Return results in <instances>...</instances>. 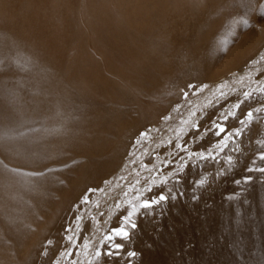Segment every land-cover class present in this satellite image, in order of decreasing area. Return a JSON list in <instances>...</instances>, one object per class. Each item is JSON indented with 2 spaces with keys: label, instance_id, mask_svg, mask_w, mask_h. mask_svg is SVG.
I'll use <instances>...</instances> for the list:
<instances>
[{
  "label": "rangeland",
  "instance_id": "1",
  "mask_svg": "<svg viewBox=\"0 0 264 264\" xmlns=\"http://www.w3.org/2000/svg\"><path fill=\"white\" fill-rule=\"evenodd\" d=\"M20 1L22 2L23 0H20ZM25 1L27 2V0H25ZM28 1L32 2L33 0H28ZM70 1L64 0L63 2H65V4L70 5V3H72V1L71 2ZM74 1L76 2L77 0H74ZM148 1L151 3H149L150 5H147L146 7H147L148 11H151V14H152L153 6L156 5L154 7V9H155L154 11H156V13L153 12L154 13L153 17L150 16L148 18V22H147V24H149V25L151 23H153L154 26L152 24L150 25V27H149V25L148 26L145 25L146 27L144 26L141 29L135 30L134 28H132L130 26V24L128 25L127 21H126L127 24L125 23V25H124V23L122 24V22H121L120 24H122L125 27L127 26L129 28L128 29L126 27L129 30V33L131 34L132 37H130V34L127 33L126 28L121 26V28H120L121 35L119 34V30H118V36L115 37V38H119V41H117V44L116 43L113 44V45H116L115 48H116L117 53L118 54L123 53V50L127 51L130 48L140 49L141 47H138V44L135 43V40H137V39L147 40L151 44L152 40L157 39V36L161 32L163 26L165 28V26H168L169 24H170V26L173 25L174 27H178L176 29H178L179 32L177 30L175 32V34H176L175 38H177V41H175V39L173 40L172 38L170 40V37L168 39H166V42H164L165 40L160 39L163 42V43L159 42L163 46V47L160 46L163 48L162 52H161V53H163V55L161 53H160V55L158 53L157 54L154 53V54H152L153 57H152V55H150V56L146 57L147 58L146 59V58L141 57L142 55L140 54V52L136 51L137 52V58L136 59H137L138 63L136 62V59L133 62L131 61V62H126V63L123 62L122 63V67L120 66L121 68H119V69H122V68L125 69L124 75L122 76V79H124L126 77L127 72H128L127 74H133L132 72H136V73H134V75H136V76L131 75L130 76L131 78L129 77L128 79H126L132 83L135 82V84H128V85L122 84V86L118 87V86L113 85V83L111 81L110 82L107 81V82H105V84H104V82L103 83L100 82V85L93 84V86L91 88L88 87V88H86V90H80V91L73 92L72 94L76 95V96H74L75 98L71 95V93L70 94L68 93L63 98H57V97L55 98L54 96H51V95H53V93L49 94V89H46L44 91L47 95V98L45 99V101L47 103H49L47 108L48 109H57V111H59L60 114L65 113V110L71 111L70 114L66 113L67 116L65 115V116L61 117V119L65 118V120H62V122L63 121L67 122V123L71 122L70 123L71 126H72V124L75 126V127H72L71 128L72 130L69 131V130H66V128H64V127L68 126L67 129H70L69 123L67 124V126H65L63 123L58 124L56 126L57 129H55V130L51 129V131L48 133L54 134L56 132H59V134H60L63 131L64 132L67 131V132H70L69 134H73L72 135L73 138L75 136H79V134L81 137L80 131H82V130H80L81 129L80 127H82V129H84V128L86 129V127L87 128H88V126L92 127L95 123H97L95 116L99 115V113H100L99 111H101V113H104V115H106L105 117L108 118V120H109V121L108 120L105 121L103 124H100V126H105V125L107 126L111 123V125H113V127L111 129V127H109L110 125L107 126V129L108 128L109 129L108 130L106 129L107 130L106 132H108V131L109 132L108 133L105 132V134L103 133L104 135H102V138L105 136L106 139H101V143L98 144L97 146H95L93 144L94 146H92V148L90 146H88V147H86V149L83 148V149H78L76 151L73 150L75 152V154H78L77 152H79L81 150L84 151L85 153H86V150L89 151L86 154L81 153L82 152L81 151L80 154L81 155L83 154L82 156L79 154H78V156H76L75 154L72 153L73 151L70 152V150L68 151V152H70L69 153L70 155H68L65 149L64 150L62 149V151H65L66 153H62V151L60 149V152L62 154L57 153L60 156L58 155L59 162L58 161L55 162L56 168H55V165L53 163L52 164L54 167L53 166H50V167L46 166L47 169H45V167H42L46 171H48L47 172L48 175L46 174V171L44 169H43L44 173H42V174H40L42 172V169H41L40 173H39V171L37 172L38 174L35 171H31V173L34 175L32 176V179L30 180V182H31V183H29L30 185L34 184V182L36 180L38 182L37 185L41 186L42 187L41 189H43L45 191L49 187H51L50 185H52L53 187L55 186L54 187L55 192H53L54 190H52L50 193L44 192L42 190L41 192H43L44 194L40 192L42 194V196L44 195L43 198H41V199L43 200L44 206L46 209L45 208H44L45 210L42 209V211H45V212H42L45 215H43L42 213H40L39 215H41V216L43 215L44 217H46L45 219H47L48 221L45 222V220L43 219L44 217L39 216L40 220L38 219L37 220L38 222L35 223L34 221L31 220V222H33L34 225L37 224V227L29 222L31 225H33V228H31V227L30 228L33 229L32 235H34V237L33 236L28 237L27 236L28 238L26 237V240H27V244L29 241L34 240V241H32V243L29 242V244H31L33 246V248H32V246L29 245L28 249L26 250V253L24 252L25 255L23 254L24 257H23V255H21V257H20L19 254L15 255L18 257V260H16L17 258L14 259L15 262L19 261V263L21 262L22 264H48V263L49 264H59V263L60 264H70V263L71 264H87V263L88 264H112V263L113 264H119V262H120V264H264V171H259V169L264 168V166H263L264 161H262L259 158L261 153H264V104H262V103H264V98H261V97H264V92L262 93V88L264 89V66H263L264 65V63H263L264 62V0H257V1H259V3L256 0H230V2H229V0H223L222 4H221L220 0H219L220 3L218 2V0L217 1L214 0L213 1L214 4H217V5L212 4V0H210V1L207 0L208 2H206L205 0L204 1L201 0L203 2H206L204 5L202 4L203 5L202 7H201V5H199L200 2H197L198 0L197 1L195 0L198 4V5H195V8H196V6H199L198 7L199 9H194V10H199L198 11L199 14H197V15H196V12L193 11V9H192L194 4L192 3L193 4V6H192L190 4L191 2H189L191 0H187L188 4L185 3L186 0L183 1V4L185 3L184 8L182 7L183 6L182 2H180L182 0H180V1L179 0H170V1L166 0L170 3L172 2L173 4L175 1L180 2V3L175 2V4H178V5L182 4L180 6L181 8H179L180 10L179 11L175 10V12L173 10L177 9V7H179L178 5H177V7H174V6H172V3H171L170 8H168L170 4H168L167 2L164 3L165 0H163V1L161 0L162 2H160V0H159V2L162 4V6L159 5L160 4L159 2H158V5H157V3L154 5L152 3L153 0H147V2ZM251 1L253 3H255V1H256V3L253 4ZM14 2L18 3V0L17 1L12 0V3H14ZM36 2H38V1H36ZM68 2H70V3H68ZM249 2H250V4H249ZM163 3H164V6H163ZM251 3L253 4V7L251 6L252 5ZM256 4H257V7H255ZM26 5L27 4H25V6ZM33 5L37 6L36 4H33ZM189 6L190 7L192 6L191 9L188 8ZM210 6H218V7L215 10V7L209 8ZM33 7H32V9H33ZM149 7H150V9H149ZM219 7H220V11L218 10ZM254 7L258 8V9H256L257 13L251 14V13H255ZM182 8L184 9L183 11H185L186 15H184V13L182 12ZM221 8L225 9V12ZM251 8H254V9H252L253 11H251V13H250ZM210 9H213L214 12H213V10H210ZM208 10H210V11H208ZM56 11L57 10H55L54 13H56ZM171 11H172V13H171ZM191 11H193V13L194 12L195 13L193 14ZM203 12H205V13H203ZM210 12H211V14H210ZM215 12L216 13L221 12L222 14L218 13L219 15H217V16L215 15L216 16L215 18L211 17L213 20H215V19H217V20H215L214 22H211L209 24L208 27L210 28V31H209V29H207L209 31L207 33L206 32L207 31L206 30V26H207L206 23L207 24L209 23V20H211V19H209V17L213 14H216ZM0 13L3 14L1 16H4V17H1L2 19H0V22H3L4 18L9 17L7 15H4V14H6V12L3 13L1 11V9H0ZM44 13L45 12H43L42 14L44 15ZM51 13L52 12H50L49 14H51ZM114 13L115 12H113L112 15H114ZM30 14L34 17L36 16L34 22L30 21L33 19L30 16ZM30 14L29 15L24 14V16H21V17H23L22 19L20 18V16L15 17V20H13L14 18L10 19V17L7 19H10V23H11L10 25L11 26L14 24L12 28L15 27V29H17L18 23H21L17 29L18 31L24 25L27 28V33L28 34L30 33L29 35L34 36V33H36V34L38 33L37 37H41V35L43 36L44 34L46 35V33H48V32H54L55 31L54 28H52V27L59 26L60 23H62L61 21H59L61 15H62V18H61L62 20H64L66 18L64 13L63 14H61L60 12L56 13L58 17L55 18L54 17L55 14L54 15L52 14V16H53L52 17L47 12L48 15L45 13L47 15V16L44 15V16H46L45 18H43V15L41 14L42 17L40 19H37L39 21L43 20V22L42 21L37 22L36 18L40 17L41 15L39 14L37 17V14H34V13H30ZM59 14H61V15L59 16ZM117 15H118V17H120L119 14H116V16ZM160 15L163 18L160 17ZM164 15H165V17H164ZM176 15L177 16L179 15L178 18ZM206 15L208 17H206ZM48 16H50V18H53V20L55 19L54 23H56L57 21L58 22L55 25L53 24L52 27H49L47 29L45 24H44V20ZM203 16L205 19L204 21L202 20ZM218 16H219V18H218ZM221 16L222 17L224 16V18H221ZM179 17L181 18L180 19L181 21L179 20ZM16 18H20L21 20L16 19ZM161 19H162V21H161ZM167 19L169 20L168 22H167ZM170 19H171V21H170ZM177 19H178V21H177ZM221 19H223V20H221ZM11 20H13V21H11ZM22 20H23V22H20ZM26 20H29V23ZM68 20H69V18H68ZM200 20H202V21H200ZM206 20H207V22H205ZM219 20L224 21V22H221V24H220ZM14 21H15V23H14ZM152 21H154V22H152ZM8 22H9V20L7 22H3L2 24L5 25ZM66 22H67V20L65 19V21H63V24L65 25ZM69 22H67V24L71 23V22L70 23ZM174 22H175V24H174ZM245 22H247V23H245ZM15 24H17V26H15ZM178 24H180V25H178ZM212 24L215 27H213ZM43 25L45 28H43ZM62 25L60 27H62V29H64L63 27H66V25L65 26H62ZM210 25H211V27H210ZM29 26H30V28H29ZM197 26L199 28L202 27L201 28L202 30H200L199 28L196 29ZM36 27H37V29H35ZM42 28H43V32H42ZM203 28H205V29H203ZM49 29L51 31H48ZM66 29L67 28H65V32H64L65 34L63 33V31H62L63 34H61L63 36V39L59 38V36L57 37L58 39H56V47H58L59 44L62 45V43L65 44L67 42V38L64 37V36H66ZM192 29H194V31ZM37 30H39V31H37ZM204 30H206V31H204ZM190 32L191 33L193 32L192 35H190L191 34ZM42 33H44V34H42ZM173 33L174 32H172V34ZM182 33H183V35H182ZM186 33H188V34H186ZM180 34L183 37L179 36ZM193 34H195V36ZM201 34H203L202 35L203 37H201ZM218 34H219V37L216 36ZM244 34H246V35H244ZM139 35H140V37H139ZM148 35L151 38H148L149 37ZM207 35H208V37H207ZM220 35H221V37H220ZM153 36H155V37H153ZM184 36H185V38H184ZM205 36L207 37L208 41H206V38H204ZM67 37H69V35H67ZM122 37H124V38H122ZM136 37H139V38L136 39ZM142 37H144V38H142ZM120 38H122V39L120 40ZM178 38H180L181 40ZM65 39H66V42H63V41H65ZM199 39H201V40H199ZM121 41H122V43H121ZM181 41H183V42H181ZM78 42H80V41H78ZM130 43L132 44V46ZM164 43H166V44H164ZM185 43H187V44L184 46L183 44H185ZM9 44L10 43H7V45H9ZM188 44L190 46L191 45L192 46L190 48H188L189 47ZM218 44L220 45V49L217 51L218 47L215 48V46H218ZM187 45H188V47H187ZM204 45H206L207 49L204 47ZM59 47H61V46H59ZM62 47L59 49H62ZM58 48H55V49H58ZM180 48H181V50H180ZM59 49H58V51H59ZM165 49L167 50V52ZM214 49L216 52H213ZM169 50H172V51L169 52ZM183 50L185 53H182ZM207 50H209L210 52ZM180 51H182V52H180ZM239 51H241V52L239 53ZM54 52H56V50H54ZM169 55H171L172 57ZM179 55L181 56V60H179L180 59ZM252 55H254L255 57H253ZM165 56H167V57H165ZM174 56H175V59L177 61H180V62L182 61V62L177 63L175 61V59L173 58ZM197 56H199V57H197ZM257 56L259 57V61H258ZM176 57L179 59H177ZM191 57H192V59H191ZM164 59H165V61H164ZM184 59H185V62H184ZM248 59L250 61H248ZM139 60H140V62H139ZM152 60L154 63L152 62ZM189 60H191V61H189ZM170 61H175V63L170 62ZM247 61H248V63H247ZM151 62L153 63V65ZM165 62L167 65L163 66L162 64ZM167 62L168 63L170 62L171 64L172 63L173 64L170 65V63L168 64ZM186 62H188V63L185 64ZM130 63L134 64L133 67L135 66L134 67L135 71L130 70L131 69V67H129L131 65ZM157 63H158V65H157ZM182 63H184L185 66ZM253 63H255V64H253ZM256 63H260V64H258L259 67L257 66ZM126 64L128 67H125ZM149 64H151V67L149 66ZM174 64L176 65V67H174ZM177 64H179L180 66ZM244 64H246L247 66ZM143 65H145V66L143 67ZM182 65L184 66V69H183ZM254 65L257 67H255ZM177 66H179V67L177 68ZM181 66H182V68H181ZM4 67L6 69H8L9 74L7 73V75H8V78H10L11 80L8 78H6L7 80H5V79L1 80L0 79V83H2L0 85V91H1L0 92V94H1L0 100L2 102H4L5 100L10 101V100H8V98H9V96L11 97L12 90L7 92L9 89L7 87L11 88L12 85H14L15 87H13V88L18 89L20 87L19 86L20 81L23 78L22 74L15 75V72L20 68L19 65H15V64L6 65V63H2V64L0 63V69L4 70L3 69ZM170 67H174L176 69L170 68ZM41 68L43 69V67H41ZM151 68H154V69H151ZM161 68H163V69H161ZM234 68H235V70H234ZM248 68L251 69L250 72H249ZM143 69L146 70L147 72H150V73H147L146 75L142 74V76L140 75L141 73L138 74L139 70H143ZM253 69H255L254 70L255 72H253ZM163 70H164L166 76L163 75L164 74ZM232 70L236 71V73H234ZM241 70H243V71H241ZM246 70H247V72H246ZM231 71L233 73H231ZM239 72L241 74H237ZM257 72H258V74H257ZM249 73L251 74V76ZM221 74L222 75L224 74V75L222 76ZM15 76H16V78H15ZM112 76H113V74H112ZM145 76L148 78H145ZM260 76H262V78ZM161 77L162 78L164 77V79H162ZM250 77H252V78H250ZM113 78L114 77H111L112 80H113ZM216 78H218V80ZM219 78H221V79H219ZM228 78L230 80H227ZM158 79H160V80H158ZM8 80H10L11 82ZM14 80H16V81H14ZM149 80H151V82L154 80L153 81L154 83H151V84H153L152 86L154 87V89L152 86H151L152 88L150 89V87L148 85V84H150ZM168 80H169V82H167ZM204 80H205V82H204ZM219 80H220V82H224L225 80H227L230 85L228 84L226 87H223V88H220L217 90V89H215V86H216V83H219ZM136 81H138V83ZM162 81H163V83H162ZM261 81H262V83H260ZM8 82L10 83V85ZM143 82H145L147 84V86L149 87L148 89H147V86H145V83H143ZM210 82H212V83H210ZM231 82H233V83L231 84ZM155 83H157V85ZM158 83L160 84L159 86H158ZM164 84H165V86H164ZM16 85H18L19 87ZM129 85H130V87H129ZM249 85H250V87H248ZM124 86H125V88H124ZM132 86H133V88H132ZM3 87L5 90L6 89L7 90L4 91ZM105 87H107V88H105ZM145 87L147 90H149V91H147L148 94L145 93L146 92ZM244 87H247L248 90H247V88H244ZM131 88L134 89L133 92H132ZM159 88H161V91L158 90ZM193 88H195V89L193 90ZM106 89H110L111 91L113 90L112 94L108 93L109 98L106 97L108 95ZM135 89H136V91H135ZM152 89L154 91H152ZM162 89H163V91H162ZM245 89H246V91H245ZM2 90L7 94H5ZM30 90L34 91L35 88L34 89L31 88ZM138 90H139L142 97L145 95L148 97V95H149L148 100L150 102L147 100L146 97L145 98H146V101H148V103H150V104L154 103L153 105L149 104V106H151V107H149L147 105V102L143 103L144 98L142 99ZM195 90H196V92H195ZM219 90H222V92L221 91L219 92ZM17 91L18 90L15 89V90H13V93L14 92L17 93ZM131 92L133 93V95ZM134 92H137L136 93V94H138L137 98H136V96H134V95H136ZM151 92H153V93H151ZM155 92H157V93H155ZM245 92L251 93V99L250 100H245V97H243ZM3 93L5 96H3ZM59 93H60V91L54 93V95H58ZM206 93H207V95H206ZM150 94L153 96H156V98H154ZM159 95H160V97H158ZM6 96H8V98ZM20 96L22 97L21 93L18 92L17 97H20ZM71 96L74 98V100H72L73 98H70ZM115 96H116V100H115ZM161 96H162V98H161ZM201 96L205 97L204 100L198 101V98ZM140 97L143 100L142 103H141ZM241 98H242V100H241ZM26 99L28 101H30V97L26 98ZM150 99L151 100H154V99L157 100L158 99V101L154 100L152 102ZM70 100H72V102ZM120 100H121V102H120ZM230 100H231V103H230ZM68 101L71 103V106H70V103ZM122 101L124 102V104ZM239 101H244V103L241 104V109L243 110V112H245V113L247 111L253 112L252 121L251 122L246 121L244 125H241L239 123V119L244 118L242 116L241 111H238L237 109H235L233 107V105ZM15 102L20 103V100L14 101V103ZM91 102L92 103L94 102V103L92 104ZM125 102H127V103H125ZM222 102L224 103L223 105H222ZM10 103H11V101H10ZM19 103H17V104H19ZM76 103L81 104V105L77 106ZM82 103L85 106L82 107ZM211 103H212V105H210ZM91 105H92V110H90ZM88 106H89V110H88ZM100 106H103V107L100 108ZM104 106L105 107L107 106V107L104 109ZM226 107H227V109H226ZM125 108H126V110H125ZM141 108L146 109L147 111H149L151 116H154L156 118L151 117V116H145V114L143 113V111H145V110L144 109L141 110ZM84 109L86 111H84ZM116 109H117V111H116ZM130 109L132 111H130ZM45 110H47V109H45ZM76 110H77V112H76ZM96 110H99L98 113L95 112ZM127 110L130 111V113H131L130 115H128L129 113ZM133 110H135V111L133 112ZM230 110L236 114L237 119H232L231 117H227L225 115ZM147 111H145V112H147ZM79 112H83V114L85 116H83V114L79 113ZM126 112H127V114H126ZM132 112L134 114H136V112H137L139 114V116L137 115V117H133L136 115H134ZM152 112H154V113H152ZM119 113H121L122 115L124 114L123 116L125 118L122 117L123 118L122 119L121 118L122 115ZM88 114L90 115L89 117H88ZM198 114H201L202 117H201V115L196 116ZM217 114H218V116H216ZM80 115H82V117ZM110 115L114 119L111 118ZM118 115L120 118L117 117ZM146 115H148V113H146ZM214 115H215V117H213ZM71 116H73V118ZM75 116H76V118H79V116H80V118H83L81 120H83L84 123L89 121V124L88 123H86V124L82 123L81 124L82 126H80V124H77V122H79L80 118L76 119ZM38 117L39 118H37V120L38 119L43 120V121L46 120V118L44 117V114L38 115ZM90 117L93 119L91 120ZM128 117H130V118L128 119ZM149 117L152 119H150ZM208 117H210V118H208ZM32 118L35 119L36 116H32ZM133 118H135V120ZM191 118H193V120ZM222 118L227 119V120L229 119L228 120V126L234 130L238 129L240 131V135L239 136L233 135L232 138L230 136L228 138L229 141L228 140H226V141L218 140L214 134L212 135V133L209 130L212 121L219 122V121H221ZM25 119L28 121L29 117L28 118L25 117ZM31 119H30V121H28L26 123L24 118H23V123L28 124L30 122L29 125H26V128L21 127L20 124H15L16 127H18L19 125L20 126H19V130H17V131L13 130L14 132L11 130V127L6 128L7 125H6V127L4 125H1V127H0V130H2V132H3L2 133L0 131L1 132L0 142L2 143V144L0 143V151H1L0 155H1V153H3L1 156L4 157L5 162H6V164H5V162L2 161L3 159H0V161L2 162V165L0 163V166H1L0 167L1 168L0 169V176H1L0 182H4L7 179H13V178L15 179L18 176H20V177H22V178H20V183H23L25 181V179L29 177V174L23 175L24 170L26 168L21 169L19 166L16 167L15 165H13L11 163V161L9 159L11 158V160L13 161L16 156H20L19 153H21V150L24 153L26 146H27L26 144H28V142L37 141V139L35 137H38V136L36 134L39 135L38 138H40V136L42 137L43 135H45V132H43L44 130H42L44 128L43 121L40 122V125H43V126L39 127L40 126L38 124L39 121H37L36 119L35 120L37 122L34 119H32V121H31ZM71 119H73L74 121L73 120L70 121ZM75 119L77 120V122H75L76 121ZM111 120H112V122H111ZM124 120H127L126 124L123 122ZM130 120H133V122H131ZM1 121H3V120H0V122ZM93 121H95V123ZM113 121H115V122H113ZM163 121H165V123L162 124ZM31 122H33V123H31ZM91 122H93V123H91ZM35 123H37L38 125ZM34 124H35V126H34ZM181 124H183V125H181ZM85 125H87V126L84 127ZM115 125L116 126L118 125L120 128L118 126L114 128ZM23 126H25V124H23ZM121 126H123L126 129L129 128L128 130L124 129V130H126V132L128 134H126V132H124V130H121L122 132H120V129L123 128ZM2 127H4L5 130H3ZM16 127H15V129H18ZM20 127H21V129H20ZM34 127H36L37 130ZM151 127H152V129H151ZM253 127H255V128H253ZM30 128H32L33 131L35 130L36 136L33 135L34 132L32 133V135L34 136V139L29 140L28 142L24 141L25 144H23V143L19 144L18 143L19 145L17 144V141L15 142V140H14V145L17 144L18 147H20V148L24 147L25 148V149L22 148L19 152L18 149H20V148H18V149H16V147L14 148V145L12 143L14 138L11 137V135L13 136V134L18 133V134H22L23 136L28 135L27 137L29 138V134L31 135V133H28V134H25V133L30 132V130H31ZM74 128H76V131H74L75 130ZM7 129L8 130L10 129L12 131V133L9 134L8 133L9 131ZM77 129H78V131H77ZM96 129L98 130V127H96ZM100 129L101 128H99V132L105 130V128L102 130H100ZM117 130H119L118 133L120 135L116 133ZM73 131H74V133L76 132V134H78V135H76V134L74 135V133H72ZM77 132H79V133H77ZM141 132H142V134H140ZM39 133H42V134L44 133V134L42 135ZM114 133H115V135H113ZM4 134H5V136H4ZM122 134H124V136H122ZM144 134H145V136H144ZM146 134H147V136H146ZM96 135L95 134L93 135V133H90L88 135V137L89 138H92V137L95 138ZM98 135H101V134H98ZM107 135H109V136L107 137ZM33 136H31V138ZM117 136L118 137L121 136V137L118 139ZM8 137H10L9 140H10V143L12 144L11 147H10L11 144L9 143V140L6 139ZM17 137H20V135ZM142 137H144V138H142ZM31 138H29V139H31ZM76 138L73 139L74 141L72 140L71 142H75ZM113 138H115V140H117V141L115 142V140H113ZM210 138H214V139H210ZM79 139H78V141H79ZM107 139H109L108 142H107ZM110 139H112L111 141H113V143L110 141ZM249 140H251L250 143H249ZM103 141H106L107 143L103 142ZM204 141H207V142H204ZM76 142H77V140H76ZM60 143H59V145H61ZM21 144H23L25 146H22ZM108 144H110V145H108ZM104 145H107L109 148L107 146H104ZM131 145H132V147H131ZM240 145H241V147H240ZM103 146L105 148L107 147L106 148L107 150H105V148L103 149ZM1 147H3L4 151L2 150ZM101 147L103 150L101 149ZM96 148H97V150H96ZM90 149H91V151H90ZM154 150H156V151H154ZM41 151H42L41 153L39 151V153H40L39 156L42 155V153H46L47 150H41ZM92 151H93V153H94V151L96 152L93 154L94 157H96V158L92 157L94 159L90 158ZM242 151H243V154H242ZM153 152L154 153L156 152V154H154ZM89 153H90V156H89ZM64 155L66 156L65 161L60 159V157L61 156L63 157ZM129 155L131 158L130 157L128 158ZM7 156H8V158H7ZM39 156H37V157H39ZM68 156H70V157L68 158ZM208 157H214V159L208 158ZM251 157H252V159H251ZM6 158L8 159V161ZM66 159H68V160H66ZM87 159L88 160L91 159V160H89V162H88ZM145 159H147L148 161ZM72 160L75 162L74 165L72 164V163H74ZM79 160L80 161L82 160L83 163L80 162ZM85 160H87V161H85ZM149 161H151V162H149ZM167 161H168V163H166ZM256 161H257V163H255ZM145 162L148 164H146ZM251 162H252V164H251ZM253 162H254V164H253ZM58 163L61 165L63 163L64 164H63V166L58 167V166H60ZM81 163L86 164L85 167L86 168L88 167L87 170L84 167V165H82ZM143 163H145V164H143ZM70 164H72V165H70ZM79 164H81V165H79ZM157 164H158V166H157ZM65 165H69L70 167L72 166V168H73V169L69 168V166H68V171L66 170L67 173L70 172V174H68V175H67V173H65V170H63L65 168H67V166L65 168H63ZM135 165H136V167H135ZM159 165H160L161 169H163V173H162V170L159 168ZM231 165H233V166H231ZM51 167H53V168H51ZM54 168L56 169V171H54L55 173L52 172L53 170H55ZM58 168L60 169V171H58L59 170ZM128 168L130 171L128 170ZM156 169H157V171H156ZM61 170H63V172ZM79 170H80V172L82 170L81 174L79 173ZM49 171H50V173L52 172L51 173L52 175L50 174V176H49ZM84 171H86V172H84ZM187 171H189V172H187ZM252 171H253V173H252ZM60 172H62V173L60 174ZM148 172H150V174ZM193 172H194V174H193ZM230 172H231V174H230ZM258 172H259V174H258ZM57 173L59 174V177L61 176V178L57 177L58 176ZM63 173H65V174H63ZM74 173L76 174V177L71 176V175H75ZM110 173H113V174L110 175ZM119 173H121V175ZM131 173H132V175H130ZM142 173L145 177L142 175ZM38 175H39V179L37 178ZM40 175H42V176H40ZM44 175H46V176L44 177ZM55 176H56V178H55ZM68 176H70V179ZM164 176H166V179ZM9 177H11V178H9ZM34 177H35V179L33 180ZM47 177H49V180ZM63 177L64 178L67 177V178H65L66 180ZM71 177L73 178V180L71 179ZM102 177H103V179H101ZM45 178L47 179L46 181H45ZM58 178L61 179V181ZM112 178H114V180ZM53 179H55V180H53ZM93 179H94V181H93ZM123 179H126V180H123ZM42 180H44V183L47 182L46 184H48V185L46 186V184H43ZM97 180H99L101 182V185L99 184V181H97ZM135 180H137V181H135ZM65 181L67 182V184ZM68 181H70V182L72 181L73 183L75 181L76 185L75 184L73 185V183L69 184ZM96 181H97V183H96ZM6 182H10V180H8ZM39 182H41V183H39ZM50 182H51V184H50ZM56 182L58 184H60L61 188H59V186ZM62 182H64L65 185H63L64 183L62 184ZM93 182H95L96 184L94 185ZM54 183H55V185H53ZM229 183H231V184H229ZM145 184H146V186H145ZM61 185H63V187ZM68 185H70V186L68 187ZM93 185H94V187H97L98 190L101 188H104L105 191H104V193H101L98 197L97 196H95V197L91 196L90 198H87L86 199L87 203H84V204H87L88 206L90 205V208H92V209H90L87 206L86 211H85L84 206H83L84 205L83 200L81 199V196H82L81 193L83 192V190L87 186L93 187ZM65 186H66V188H64ZM105 186H107V187H105ZM118 186H119V188H118ZM65 189H68V196H66L67 193L65 192ZM69 190H72V191H69ZM61 191H64V192L62 193ZM58 192H60V193L58 194ZM69 192L71 195L69 194ZM78 193H80V195ZM45 194H47V195H45ZM63 194H65V195L63 196ZM75 195L77 197L80 196L78 201L76 200L77 197H76V199H74ZM24 196L22 195V199L20 200V202H22V200L25 198ZM42 196L40 195L38 197L40 198ZM143 196L146 199L151 201V204L149 205V207H146V208L143 207L142 208V206L139 205L140 202L145 199ZM68 197H70V199L72 197L73 199L69 200ZM57 198L60 201H58ZM66 199H68V200H66ZM129 201L134 202L133 203L134 205H138L137 206L138 209L132 215L131 223L129 225H124L123 221L127 218L128 214L131 212L130 211V207H131L130 203H132V202H129ZM99 202H100V204H99ZM50 203H52L51 206H50ZM72 203H74V204L72 205ZM98 206H100L101 210ZM61 207H63V208H61ZM106 207H107V209H106ZM49 208H50V210H48ZM79 208H81V209L79 210ZM70 209H72V210H70ZM122 209H124V210H122ZM102 210H104V211H102ZM107 210H108V212H107ZM67 212H68V214H67ZM123 212L125 214H123ZM146 212H148L149 215H147ZM82 213H83V215H82ZM107 213H109V214H107ZM151 214H153V215H151ZM72 215H74L73 218H72ZM75 215H76V217H75ZM138 215L140 217H138ZM69 216H71V218ZM119 217H120V221H119ZM17 218H18V216L17 217L14 216V217H11L9 220L11 221V219H12L13 222L16 223V222H18V221H15V220H18ZM53 218H55V219H53ZM66 218H68V219H66ZM83 218H84V220H83ZM71 219L74 221H71ZM76 219L78 221H76ZM94 219H96V220L94 221ZM110 219H112V220H110ZM141 219H142V221H141ZM68 220H70L71 223ZM10 221L6 220V222H9L10 225H14V223L12 221H11L12 223H10ZM19 221H20V219H19ZM60 221L62 222V226H61ZM88 221H90L89 223L99 222V224L100 223L102 224V225L100 224V226H98V227H100L99 230L102 233L101 234L102 235V241H101V243L99 242L100 244L98 242H95L98 245H96L94 243L95 245L93 244L89 248L90 251L88 250V254L86 256H83L82 260H81L80 259L81 256L78 255V251L80 250V247H81L80 245H82V242L80 240H82V238L84 237L83 236L84 234L81 232H83L82 230H84V226L87 225L86 222H88ZM39 222L41 224H39ZM47 222L50 223L49 226H48ZM138 222L140 224L141 223L142 224L139 225ZM145 223H146L147 227L145 226ZM79 224H80V226H79ZM117 224H118V226H117ZM39 225H42V228H39L40 227ZM58 225L61 227H59ZM64 225H66L65 228H64ZM120 225L121 226H123V225L127 226L130 228V230L132 229V231H129L127 239L121 240L123 242V244L120 243V246L122 249H124V250H122L123 254L121 253L122 256H120L121 251L118 253L114 252V254L112 255V256L116 255V256L120 257L116 260H114L115 258H117L116 256L112 258V256L106 255L110 259V262H109L108 261L109 259L107 257L105 258V255L103 254L109 250V249L103 248L104 237L106 235L110 234L115 229V227H121ZM89 226L90 225H87V227H89ZM101 226H102V230H101ZM56 227L58 228V230L60 228V230L59 231L55 230ZM70 227L74 231L71 233H69L68 231L65 232L64 229H69ZM76 227H78V228L76 229ZM87 227H85V230L87 232L85 230H84V232L86 234L88 232L91 233L92 230L88 231L90 229ZM146 228H148V229H146ZM38 229H40V230H38ZM47 229H49V231ZM75 229H76V231H75ZM79 229L80 230L82 229V230L80 231ZM145 230L148 232H146ZM2 231H3V233L0 235V242H2V239L4 238V235L6 234V230L3 229ZM40 231H42L45 235H43L42 232L39 233ZM55 232H56V234H55ZM37 233H38V235H36ZM47 233H48V236H47ZM50 233H51V235H50ZM72 233L75 235H73ZM76 233H77V235H76ZM90 233H88V235H86V236L89 237ZM92 233H91V235H93ZM13 234L11 236L10 235L8 236V234H7V238H10V241H13L12 243L14 244V242L16 240H18L19 237L17 236V233H15L14 235ZM68 234L73 235L74 239L77 236V238L79 240V241H77L76 240L77 238H76L74 240L75 243L73 242L75 250H73V248H74L73 245L69 244V241L67 239V237L69 236ZM78 234L80 236V239H79ZM146 234H148L147 235L148 237L146 236ZM35 235H36V238H35ZM49 235L51 237L53 236V238H50ZM63 235H64V237H63ZM129 235L131 237H129ZM39 236H41V237L38 241L37 237H39ZM61 236L65 239L64 240L62 238V242H61V238H60ZM138 237H140V238H138ZM45 238H46V240H45ZM141 238H142V240H141ZM52 239L58 240V242L55 240V243H57V244L59 243V241L61 242V244L62 243L63 244L61 245L59 243L58 244L59 246L57 245L58 246L57 247ZM48 241L49 242L51 241V243L49 244ZM52 241H53V243H52ZM13 244H11V247L12 246L13 247L12 248L10 247L11 249L9 252V256L11 258H12L11 255L13 254V252L11 250L14 248V245H15V244L14 245ZM33 244H35V245H33ZM125 244L127 246L126 247L127 249L124 248ZM128 244H129V247H128ZM64 245H65L66 249L63 248ZM101 245H102V247H101ZM39 246L41 248H39ZM48 246H49V248H51V247L52 248L49 250ZM60 246H62L63 249L60 248ZM43 247H45V248H43ZM67 247L68 248L70 247V248L68 249ZM37 248L40 249V251ZM94 248H95V250H94ZM34 249H37L38 251L34 250ZM96 249L103 251L100 257L95 256V252L97 251ZM132 249H134L133 252H132ZM31 250L33 251L32 253L29 252ZM41 250H43V251L41 252ZM48 250L50 252H48ZM11 252H12V254H10ZM63 252L64 253L65 252H68V253H74L75 252L74 253L75 255H67L66 256V255H64ZM130 252H132L134 254V256L130 257L129 256ZM27 253H28V255H27ZM26 255H27V257H25ZM35 255H36V257H35ZM9 256H8V258H9ZM63 256H64V258H63ZM69 256H70V259H68ZM72 256H73V258H72ZM127 256H129V257H127ZM25 258H28V259L32 258V259L26 260ZM21 259L25 260V262H23ZM49 259H50V261L51 260L52 261L49 262ZM112 259H113V261H112ZM65 260H67V261H65ZM33 261H35V262H33ZM15 262H14V264H15ZM16 264H18V262Z\"/></svg>",
  "mask_w": 264,
  "mask_h": 264
},
{
  "label": "bare ground",
  "instance_id": "2",
  "mask_svg": "<svg viewBox=\"0 0 264 264\" xmlns=\"http://www.w3.org/2000/svg\"><path fill=\"white\" fill-rule=\"evenodd\" d=\"M17 1V0H16ZM20 0H18V3L17 2H14V3H12V0H0V9H1V11L3 12V13H5L6 12V14H4V15H7V16H9L10 17V19H12V18H14L13 20H15V17H19L20 16V18L22 19L23 17H21V16H24V14H26V15H29L30 13H34V14H37V17H38V15L40 14H42L43 12H45L46 14H47V12H48V14L50 13V12H52L51 14H49V15H51L52 16V14L55 12V10H57L56 11V13H61V14H63L64 13V15L66 16V20H67V22H69L70 24H67V22H66V24L68 25H66V27H63L64 29H62V27H60L62 24H63V21H65V19L64 20H62L61 18H62V15L61 14H59V16L61 15V17H60V19H59V21H61L62 23H60V25L59 26H56V27H52L53 26V24L55 25L56 23H54V20H53V18H50V16H48L45 20H44V24H45V26H46V28L48 29L49 27H52V28H54V32H48V31H51L50 29L47 31L48 33H46V35L44 34V33H42V34H44L43 36L41 35V37H37V34L36 33H34V36H31V35H29L28 33H27V28L23 25V27H21L20 28V30L18 31L17 29H18V27H19V25L21 24V23H18V26H17V24H15V26H17V29H15V27L14 28H12L13 27V25L11 26L10 24V19H7V18H9V17H7V18H4V21L3 22H7L8 20H9V22L8 23H6L5 25H3L2 23L3 22H0V63L2 64V63H6V65H11V64H15V65H19V69L15 72V75H19V74H22L23 75V78H22V80L20 81V87L18 86V85H16V86H18L19 88L17 89V88H15L16 90H18L17 91V93H13V90H15L13 87H15L14 85H12V87L10 88V87H7V88H9L8 89V91L7 92H9L10 90H12V92H11V97L9 96V98H8V96H6L7 98H8V100H10L11 101V103H10V101H4V102H2L1 100H0V120H3V121H1L0 122V127H1V125H4L5 127H6V125H7V127L6 128H9V127H11V130L13 131H17V130H19V126L21 125V127H24V128H26V125H29V123L28 124H26L28 121H30V119L32 118V116H36V120H37V118H39L38 117V115H43L44 114V117L46 118V120L45 121H43V120H40V119H38L37 121H39V125H40V122H42L43 121V123H44V128L42 129V130H44L43 132H45V135H43L42 133H39V134H42L43 136L41 137L40 136V138H38L39 137V135L38 134H36L35 133V130L33 131V129L32 128H30L31 130H30V132H27V133H25V134H28V133H31V135L29 134V138H31V136H38V137H35L36 139H37V141H35V142H28L29 140H32V139H34V136L31 138V139H29L27 136L28 135H26V136H23L22 134H18V133H16V134H13V136L11 135V137H13L14 139H13V145H14V140H15V142L17 141V144L19 143H23V144H25V142H28V144H26L27 146H26V149L24 148V147H22V148H24L25 149V151H24V153H23V151L21 150L22 148H20V147H18V145L17 144H15L14 145V148L16 147V149H18V148H20V149H18L19 150V152H20V150H21V153H19V155L20 156H16L15 157V159L12 161L11 160V158L9 159L10 161H11V163L13 164V165H15L16 167L17 166H19L21 169H25L24 170V173H23V175L24 174H29V177L28 178H26L25 179V181L23 182V183H20V178H22V177H20V176H18L17 178H13V179H7L6 181H8V180H10V182H6V181H4V182H0V235L3 233V229L4 230H6V234L4 235V238L2 239V242H0V264H14V259L15 258H17L16 260H18V257L17 256H15V255H17V254H19L20 255V257H21V255H23L24 254V252L26 253V250L28 249V247H29V245L30 246H32L31 244H29V242L30 243H32V241H34V240H31V241H29L28 242V244H27V240H26V237L28 236V237H30V236H33L34 237V235H32V233H33V229H31V228H33V225H34V223L33 222H31V220L32 221H34L35 223L36 222H38L37 220L39 219L40 220V218H39V216L40 217H42L43 215H45V214H43L42 212H45V211H42V209L43 210H45L46 208H45V206H44V202H43V200L41 199V198H43V196H42V194L41 193H43V192H41L43 189H41L42 187L41 186H39V185H37L38 184V182L35 180V182H34V184H29V183H31L30 182V180L32 179V176L34 175V174H32L31 173V171H35L36 173L39 171V173L41 172V169H42V172L40 173V174H42V173H44V171H43V169L44 168H42V167H45V169H47L46 168V166H53V164L55 165V162L56 161H58L59 162V158H58V155L59 154H62V153H66L67 152V154L68 155H70L69 153L71 152V151H76V150H78V149H83V148H85L86 149V147H88V146H90L91 148H92V146H97L98 144H100L101 143V139H106V137L104 138H102V135H104L105 134V132L109 129H107V126H109V127H111V129H112V127H113V125H111V123L109 124V125H105V126H100V124H103L105 121H107L108 120V118H106L105 116L106 115H104V113H101V111H99V110H96L95 112H97L98 113V111L101 113H99V115H97V116H95V119H96V122L97 123H95V121H93L95 124L92 126V127H89L88 126V128L86 127L87 125H85L84 127H86V129L84 128V129H82V127H80L79 129L80 130H82V131H80L81 132V137H80V134H79V136H75L74 138L72 137V135L73 134H69L70 132H67V131H63V132H61L60 134H59V132H56V133H54V134H50V133H48V132H50L51 131V129H53V130H55V129H57L56 128V126L58 125V124H64L65 126H67V124L69 123H67V122H62V120H65V118L64 119H61V117H63V116H65L66 115V113H69L70 114V112L71 111H68V110H65V113H63V114H60V112L59 111H57V109H48L47 108V106L49 105V103H47L46 101H45V99L47 98V95H46V93L44 92L46 89H49V94L50 93H53V95H51V96H54L55 98L57 97V98H63L65 95H67L68 93L70 94L71 93V95L74 97V96H76V95H74V94H72L73 92H75V91H80V90H86V88H88V87H92L93 86V84H97V85H100V82L101 83H103L104 82V84H105V82H107V81H111L112 83H113V85H115V86H118V87H120V86H122V84H126V85H128V84H135V82L134 83H132V82H130V81H128V80H126V79H128L131 75H133V76H136V75H134V73H136V72H132L133 74H127L126 73V77L124 78V79H122V76L124 75V68H122V69H119V68H121L122 67V63L123 62H133L136 58H137V52H140V54L142 55L141 57H143V58H146V57H148V56H150V55H152V54H154V53H158L159 55H160V53L162 52V45L159 43V42H162L160 39H162V40H165L164 42H166V39H168L169 37H170V40H171V38L174 40L175 39V41H177V38H175V36H176V34H175V32H176V30L178 31V29H176V28H178V27H174L173 25L172 26H170V24L168 25V26H165V28H164V26H163V28H162V30H161V32L158 34V36H157V39L156 40H152V42H151V44L147 41V40H144V39H141V40H139V39H137V38H139L140 37V35H139V37H136V39L137 40H135V43L136 44H138V47H141L140 49H138V48H130L129 50H127V51H124L123 50V53H117V51H116V48H115V46L116 45H113V44H117V41H119V38H115V37H117L118 36V30H119V34L121 35V31H120V28H121V26L122 27H125V26H123L122 24L124 23V25H125V23L127 24V22H128V25L130 24V26L132 27V28H134L135 30H138V29H141L142 27H144L145 25H149V24H147V22H148V18L150 17V16H152L153 17V12H155L156 13V11H154L155 9H154V7L156 6L155 4L157 3V5H158V2H159V0H153L152 1V3L155 5V6H153V9H152V14H151V11H148L147 10V5H150L149 3H151V2H147V0H77L76 2L74 1V0H71L72 1V3H70V2H68V3H70V5L69 4H65V2H63L64 0H33L32 2H30V1H28L27 0V2L25 1V0H23L22 2L20 1ZM36 1H38V2H36ZM68 1V0H67ZM74 1V2H73ZM79 1V2H78ZM163 1V0H162ZM161 0H160V2H162ZM168 1H170V0H168ZM168 1H164V3L165 2H167L168 4H170L169 5V7L168 8H170V6H171V3L170 2H168ZM180 1V0H179ZM179 1H175V2H179ZM183 1L184 0H182V1H180V2H182V4H183ZM194 1V2H193ZM191 0V1H189V2H191L190 4L193 6V4H194V8L192 7V9H193V11H195L196 12V15L197 14H199L198 13V11L199 10H194V9H199L198 7L199 6H196V8H195V5H198L197 4V2H200V4L199 5H201V7L206 3V2H208V1H210V0H205L206 2H203V1H195V0ZM214 0H212V4H214V2H213ZM217 1V0H216ZM257 1V0H256ZM256 1H255V3H256ZM78 2V3H77ZM159 2V3H160ZM175 2H174V4H175ZM179 2V3H180ZM218 2H219V0H218ZM220 2H221V4H222V2H223V0H220ZM219 2V3H220ZM225 2V1H224ZM229 2H230V0H229ZM252 2V1H251ZM258 3H259V1H257ZM164 3H163V6H164ZM185 3H187V0H186V2ZM184 3V4H185ZM193 3V4H192ZM196 3V4H195ZM211 3V2H210ZM218 3V4H219ZM227 3V2H226ZM225 3V4H226ZM253 3V2H252ZM251 3V4H252ZM255 3H253V4H255ZM25 4H27L26 6H25ZM33 4H36L37 6H34ZM152 4V5H153ZM173 3H172V6H174V7H177V5L178 4H175L174 5ZM181 4V5H182ZM184 4H183V8H184ZM188 4V3H187ZM203 4V5H202ZM220 4V5H221ZM249 4H250V2H249ZM253 4L251 5L252 7H253ZM159 5H161L162 6V4L160 3ZM181 5H178L179 7H177V9H174L173 11L175 12V10H177V11H179L180 9L179 8H181L180 6ZM214 5H217V4H214ZM34 6V7H33ZM224 6V5H223ZM229 6V5H228ZM32 7H33V9H32ZM151 7V6H150ZM150 7H149V9H150ZM191 7L189 6L188 8H190L191 9ZM200 7V8H201ZM211 7H215V10L217 9V7L218 6H210L209 8H211ZM255 7H257V4L255 5ZM254 7V8H255ZM163 8V7H162ZM172 8V7H171ZM182 8V12L184 13V15H186V13H185V11H183L184 9ZM224 8V7H223ZM227 8V7H226ZM254 8H251V10H250V13H251V11H253L252 9H254ZM31 9V10H30ZM158 9V8H157ZM164 9V8H163ZM162 9V10H163ZM167 9V8H166ZM189 9V10H190ZM202 9V8H201ZM208 9V8H207ZM222 9V8H221ZM256 9H258V8H255V13H251V14H256L257 13V11H256ZM170 10V9H169ZM210 10H213V9H210ZM210 10H208V11H210ZM219 11H220V7H219V9H218ZM217 10V11H218ZM222 10H224V12H225V9H222ZM31 11V12H30ZM34 11V12H33ZM160 11V10H159ZM193 11H191L192 13H193ZM205 11V10H204ZM29 12V13H28ZM113 12H115L114 13V15H112L113 14ZM150 12V13H149ZM162 12V11H161ZM194 12V13H195ZM213 12H214V10H213ZM44 13V15H46ZM56 13H54L53 15H54V17L56 18V17H58L57 16V14ZM167 13V12H166ZM169 13V12H168ZM171 13H172V11H171ZM170 13V14H171ZM181 13V12H180ZM188 13V12H187ZM193 13V14H194ZM202 13V12H201ZM203 13H205V12H203ZM208 13V12H207ZM216 13V12H215ZM219 14H222L221 12H218ZM218 13H216V14H213V15H211L210 17H209V19H211V20H209V23L207 24L206 23V30L207 29H209V31H210V28L208 27L209 26V24L211 23V22H214L215 20H217V19H215V20H213L211 17H213V18H215L217 15H219ZM249 13V14H250ZM33 14V15H34ZM47 14V15H48ZM116 14H119V16L120 17H118V15L116 16ZM158 14V13H157ZM163 14V13H162ZM165 14V13H164ZM209 14V13H208ZM210 14H211V12H210ZM1 15H3L2 13H0V19H2L1 17H4V16H1ZM43 15V14H42ZM42 15L40 16V17H38V18H36V20L37 19H40L41 17H42ZM43 15V18H45L46 16H44ZM216 15V16H215ZM225 15V14H224ZM30 16L33 18H31L32 20H30V21H32V22H34V20H35V17L34 16H32L31 14H30ZM114 16V17H113ZM177 16V15H176ZM179 16V15H178ZM178 16H177V18H178ZM192 16V15H191ZM53 17V16H52ZM69 18V20H68V18ZM160 17H162L161 15H160ZM164 17H165V15H164ZM171 17V16H170ZM182 17V16H181ZM206 17H208L207 15H206ZM20 18H16V19H20ZM26 18V17H25ZM42 18V19H43ZM120 18V19H119ZM135 18V19H134ZM158 18V17H157ZM163 18V17H162ZM218 18H219V16H218ZM221 18H224V16L222 17L221 16ZM7 21H6V20ZM20 19V20H21ZM173 19V18H172ZM181 18L179 17V20H180ZM13 20H11V21H13ZM122 20V21H121ZM125 20V21H124ZM175 20V19H174ZM203 21L205 20L204 19V16H203V19H202ZM202 20H200V21H202ZM221 20H223V19H221ZM25 21V20H24ZM26 21H28V23H29V20H26ZM39 20H37V22H38ZM40 21H42L43 22V20H40ZM39 21V22H40ZM124 21V22H123ZM127 21V22H126ZM161 21H162V19H161ZM169 20L167 19V22H168ZM170 21H171V19H170ZM177 21H178V19H177ZM181 21V20H180ZM199 21V22H200ZM220 21V20H219ZM218 21V22H219ZM20 22H23V20L22 21H20ZM31 22V23H32ZM122 22V24H120ZM152 22H154V21H152ZM205 22H207V20L205 21ZM221 22H224V21H220L219 23L221 24ZM14 23H15V21H14ZM17 23V22H16ZM151 23V22H150ZM162 23V22H161ZM166 23V22H165ZM181 23V22H180ZM203 23V22H202ZM216 23V22H215ZM214 23V24H215ZM218 23V24H219ZM24 24V23H23ZM26 24V23H25ZM37 24V23H36ZM152 25H153V23H151ZM150 24V25H151ZM172 24V23H171ZM174 24H175V22H174ZM177 24V23H176ZM183 24V23H182ZM200 24V23H199ZM204 24V23H203ZM202 24V25H203ZM27 25V24H26ZM35 25V24H34ZM64 24L62 25V26H65ZM150 25H149V27H150ZM163 25V24H162ZM161 25V26H162ZM178 25H180V24H178ZM22 26V25H21ZM129 26V27H130ZM154 26V25H153ZM176 26V25H175ZM182 26V25H181ZM212 26H213V24H212ZM218 26V25H217ZM10 27V28H9ZM69 27V28H68ZM127 27V26H126ZM125 27V28H126ZM130 27V28H131ZM146 27V26H145ZM186 27V26H185ZM210 27H211V25H210ZM213 27H215V26H213ZM212 27V28H213ZM29 28H30V26H29ZM43 28H45L44 27V25H43ZM43 28H42V32H43ZM61 28V29H60ZM65 28H67L66 29V36H64V37H66L67 38V42H66V39H65V41H63V42H66L65 44L64 43H62V45L61 44H59V46H63L62 47V49H59V48H61V47H59L58 45V47H56V39H58L57 37L59 36V38H61V39H63V36L61 35V34H63L64 32H65ZM128 28V27H127ZM126 28V31H127V33L128 34H130L129 33V28L127 29ZM160 28V27H159ZM189 28V27H188ZM199 27L197 26V28L196 29H198ZM202 28V27H201ZM201 28H199L200 30H202ZM35 29H37V27L35 28ZM158 29V28H157ZM181 29V28H180ZM195 29V30H196ZM203 29H205V28H203ZM223 29V28H222ZM29 30V29H28ZM46 30V29H45ZM125 30V29H124ZM131 30V29H130ZM155 30V29H154ZM193 31H194V29H192ZM199 30V31H200ZM206 30H204V31H206ZM37 31H39V30H37ZM41 31V30H40ZM53 31V30H52ZM62 31H63V33H62ZM145 31V30H144ZM197 31V30H196ZM195 31V32H196ZM208 30L206 31L207 33L209 32ZM46 32V31H45ZM148 32V31H147ZM146 32V33H147ZM151 32V31H150ZM172 32H174L173 34H172ZM179 32V31H178ZM177 32V33H178ZM186 32V31H185ZM217 32V31H216ZM191 33V32H190ZM193 33V32H192ZM192 33L190 34V35H192ZM206 33V34H207ZM220 33V32H219ZM41 34V33H40ZM65 34V33H64ZM138 34V33H137ZM143 34V33H142ZM145 34V33H144ZM150 34V33H149ZM172 34V35H171ZM179 34V33H178ZM186 34H188V33H186ZM204 34V33H203ZM203 34H201V37H203L202 35ZM221 34V33H220ZM62 37H61V36ZM67 35H69V37H67ZM182 35H183V33H182ZM181 34L179 35V36H182ZM194 36H195V34H193ZM205 35V34H204ZM244 35H246V34H244ZM248 35V34H247ZM138 36V35H137ZM149 36V35H148ZM216 36H218L219 37V34L218 35H216ZM223 36V35H222ZM130 37H132L131 36V34H130ZM135 37V36H134ZM153 37H155V36H153ZM183 37V36H182ZM207 37H208V35H207ZM207 37L205 36L204 38H206V41H208L207 40ZM220 37H221V35H220ZM69 38V39H68ZM122 38H124V37H122ZM122 38H120V40L122 39ZM126 38V37H125ZM142 38H144V37H142ZM148 38H151L150 36L148 37ZM184 38H185V36H184ZM213 38V37H212ZM134 39V38H133ZM178 39H180V38H178ZM188 39V38H187ZM219 39V38H218ZM160 40V41H159ZM181 40V39H180ZM179 40V41H180ZM185 40V39H184ZM199 40H201V39H199ZM205 40V39H204ZM221 40V39H220ZM219 40V41H220ZM78 41H80V42H78ZM125 41V40H124ZM134 41V40H133ZM155 41V42H154ZM174 41V42H175ZM188 41V40H187ZM205 41V42H206ZM247 41V40H246ZM256 41V40H255ZM55 42V43H54ZM62 42V41H61ZM130 42V41H129ZM168 42V41H167ZM173 42V41H172ZM181 42H183V41H181ZM193 42V41H192ZM7 43H10L9 45H7ZM121 43H122V41H121ZM163 43V42H162ZM177 43V42H176ZM179 43V42H178ZM197 43V42H196ZM203 43V42H202ZM219 43V42H218ZM225 43V42H224ZM64 44V45H63ZM125 44V43H124ZM131 44V43H130ZM164 44H166V43H164ZM172 44V43H171ZM174 44V43H173ZM187 43H185V44H183L184 46L186 45ZM195 44V43H194ZM200 44V43H199ZM134 45V44H133ZM175 45V44H174ZM189 45V44H188ZM188 45H187V47H188ZM211 45V44H210ZM215 45V44H214ZM118 46V45H117ZM129 46V45H128ZM131 46H132V44H131ZM160 46H162V47H160ZM172 46V45H171ZM180 46V45H179ZM192 46V45H191ZM190 45H189V47L188 48H190L191 47ZM212 46V45H211ZM120 47V46H119ZM136 47V46H135ZM169 47V46H168ZM173 47V46H172ZM183 47V46H182ZM202 47V46H201ZM204 47L206 48V45H204ZM209 47V46H208ZM216 47H218L217 48V51L220 49V45L218 44V46H215V48ZM55 48H58L59 49V51H58V49H55ZM171 48V47H170ZM176 48V47H175ZM185 48V47H184ZM210 48V47H209ZM208 48V49H209ZM213 48V47H212ZM262 48V47H261ZM260 48V49H261ZM207 49V48H206ZM242 49V48H241ZM54 50H56V52H54ZM166 50V49H165ZM173 50V49H172ZM172 50H169V52L170 51H172ZM178 50V49H177ZM180 50H181V48H180ZM186 50V49H185ZM262 50V49H261ZM137 51V52H136ZM188 51V50H187ZM192 51V50H191ZM207 51H209V50H207ZM213 51V50H212ZM211 51V52H212ZM166 52H167V50H166ZM168 52V53H169ZM179 52V51H178ZM180 52H182V51H180ZM202 52V51H201ZM210 52V51H209ZM208 52V53H209ZM213 52H216L215 51V49H214V51ZM241 51H239V53H240ZM182 53H185L184 52V50H183V52ZM198 53V52H197ZM251 53V52H250ZM257 53V52H256ZM162 55H163V53H161ZM166 54V53H165ZM164 54V55H165ZM181 54V53H180ZM230 54V53H229ZM235 54V53H234ZM174 55V54H173ZM257 55V54H256ZM140 56V55H139ZM169 56H171V55H169ZM180 56V55H179ZM253 57H255L254 55H252ZM152 57H153V55H152ZM165 57H167V56H165ZM164 57V58H165ZM172 57V56H171ZM185 57V56H184ZM189 57V56H188ZM196 57V56H195ZM197 57H199V56H197ZM230 57V56H229ZM258 57V56H257ZM174 59H175V56L173 57ZM177 58V57H176ZM207 58V57H206ZM246 58V57H245ZM261 58V57H260ZM147 59V58H146ZM149 59V58H148ZM172 59V58H171ZM177 59H179V58H177ZM188 59V58H187ZM191 59H192V57H191ZM201 59V58H200ZM228 59V58H227ZM154 60V59H153ZM153 60H152V62H153ZM168 60V59H167ZM179 60H181V56H180V59ZM196 60V59H195ZM160 61V60H159ZM164 61H165V59H164ZM175 61L177 62V63H179L180 61H177L176 59H175ZM175 61H170V62H174L175 63ZM189 61H191V60H189ZM188 61V62H189ZM248 61H250L249 59H248ZM248 61H247V63H248ZM255 61V60H254ZM258 61H259V57H258ZM136 62L138 63V61H137V59H136ZM139 62H140V60H139ZM151 62V63H152ZM156 62V61H155ZM169 62V63H170ZM182 62V61H181ZM180 62V63H181ZM184 62H185V59H184ZM188 62H186L185 64H187ZM150 63V62H149ZM154 63V62H153ZM153 63H152V65H153ZM168 63V62H167ZM168 63V64H169ZM227 63V62H226ZM245 63V62H244ZM252 63V62H251ZM250 63V64H251ZM264 63V62H263ZM129 64V63H128ZM131 64V63H130ZM148 64V63H147ZM173 64V63H172ZM171 63H170V65H172ZM182 64H184V63H182ZM185 64H184V66H185ZM229 64V63H228ZM253 64H255V63H253ZM257 64V66H258V64H260V63H256ZM4 65V64H3ZM35 65V66H34ZM133 65L134 64H131L129 67H131V69L130 70H132V71H135L134 70V67H133ZM155 65V64H154ZM157 65H158V63H157ZM163 66H166L167 64H166V62L165 63H163L162 64ZM177 65H179V64H177ZM212 65V64H211ZM244 65H246V64H244ZM121 66V67H120ZM145 65H143V67H144ZM149 66L151 67V64H149ZM160 66V65H159ZM180 66V65H179ZM179 66H177V68L179 67ZM183 66V65H182ZM182 66H181V68H182ZM184 66H183V69H184ZM247 66V65H246ZM253 66V65H252ZM255 66V65H254ZM257 66H255V67H257ZM264 66V65H263ZM41 67H43V69L41 68ZM117 67V68H116ZM125 67H128L127 66V64H126V66ZM140 67V66H139ZM138 67V68H139ZM142 67V68H143ZM154 67V66H153ZM161 67V66H160ZM174 67H176V65L174 64ZM174 67H170V68H174ZM207 67V66H206ZM245 67V66H244ZM259 67V66H258ZM261 67V66H260ZM155 68V67H154ZM154 68H151V69H154ZM158 68V67H157ZM218 68V67H217ZM254 68V67H253ZM4 70H1L0 71V79L1 80H7L6 78H8V75H7V73L9 74V71H8V69H6L5 67L3 68ZM109 69V70H108ZM136 69V68H135ZM141 69V68H140ZM156 69V68H155ZM161 69H163V68H161ZM174 69H176V68H174ZM238 69V68H237ZM243 69V68H242ZM11 70V69H10ZM157 70V69H156ZM180 70V69H179ZM216 70V69H215ZM234 70H235V68H234ZM234 70H232L234 73H236V71H234ZM244 70V69H243ZM243 70H241V71H243ZM248 70H249V72H250V70L251 69H249L248 68ZM255 69H253V72H255L254 71ZM158 71V70H157ZM170 71V70H169ZM182 71V70H181ZM231 71V73H233ZM238 71V70H237ZM240 71V70H239ZM258 71V70H257ZM153 72V71H152ZM160 72V71H159ZM163 72H164V70H163ZM246 72H247V70H246ZM245 72V73H246ZM13 73V72H12ZM141 73V74H140ZM147 73H150V72H147L146 70H139V73L138 74H140L141 76H142V74H147ZM161 73V72H160ZM159 73V74H160ZM112 74H113V76H112ZM152 74V73H151ZM237 74H241L240 72L239 73H237ZM247 74V73H246ZM250 74V73H249ZM255 74V73H254ZM257 74H258V72H257ZM161 75V74H160ZM163 75H165L166 76V74H165V72H164V74ZM169 75V74H168ZM222 75V74H221ZM224 75V74H223ZM222 75V76H223ZM253 75V74H252ZM7 76V77H6ZM116 76V77H115ZM121 76V77H120ZM144 76V75H143ZM155 76V75H154ZM175 76V75H174ZM232 76V75H231ZM250 76H251V74H250ZM259 76V75H258ZM111 77H114L113 78V80L111 79ZM254 77V76H253ZM257 77V76H256ZM261 78H262V76H260ZM13 78V77H12ZM15 78H16V76H15ZM131 78V77H130ZM145 78H148V77H146L145 76ZM162 78V77H161ZM160 78V79H161ZM224 78V77H223ZM222 78V79H223ZM250 78H252V77H250ZM8 79H10V78H8ZM137 79V78H136ZM160 79H158V80H160ZM162 79H164V77L162 78ZM161 79V80H162ZM217 80H218V78H216ZM219 79H221V78H219ZM226 79V78H225ZM236 79V78H235ZM11 80V79H10ZM10 80H8V81H10ZM175 80V79H174ZM227 80H230L229 78L227 79ZM227 80H225L224 82H220V80H219V83H216V86H215V89H220V88H223V87H226L229 83H228V81ZM233 80V79H232ZM253 80V79H252ZM261 80V79H260ZM263 80V79H262ZM14 81H16V80H14ZM154 81V80H153ZM151 82V80H149V83L150 84H148L149 85V87H150V89L153 87L152 85L153 84H151V83H154V82ZM210 81V80H209ZM215 81V80H214ZM222 81V80H221ZM245 81V80H244ZM243 81V82H244ZM7 82V81H6ZM11 82V81H10ZM99 84H98V83ZM137 83H138V81H136ZM157 82V81H156ZM167 82H169V80L167 81ZM204 82H205V80H204ZM213 82V81H212ZM212 82H210V83H212ZM236 82V81H235ZM242 82V83H243ZM248 82V81H247ZM250 82V81H249ZM9 83V82H8ZM143 83H145V82H143ZM162 83H163V81H162ZM233 82H231V84H232ZM238 83V82H237ZM257 83V82H256ZM260 83H262V81L260 82ZM2 83H0V85H1ZM142 84V83H141ZM156 85H157V83H155ZM205 84V83H204ZM235 84V83H234ZM259 84V83H258ZM9 85H10V83H9ZM109 85V84H108ZM107 85V86H108ZM125 85V86H126ZM143 85V84H142ZM160 84L158 83V86H159ZM207 85V84H206ZM209 85V84H208ZM215 85V84H214ZM230 85V84H229ZM241 85V84H240ZM245 85V84H244ZM260 85V84H259ZM7 86V85H6ZM125 86H124V88H125ZM136 86V85H135ZM145 86H147V84L145 83ZM152 86V87H151ZM155 86V85H154ZM163 86V85H162ZM164 86H165V84H164ZM167 86V85H166ZM191 86V85H190ZM255 86V85H254ZM2 87V86H1ZM129 87H130V85H129ZM148 86H147V89L149 88ZM161 87V86H160ZM201 87V86H200ZM248 87H250V85L248 86ZM31 88H35V90L34 91H32V90H30ZM104 88V87H103ZM105 88H107V87H105ZM112 88V87H111ZM110 88V89H111ZM132 88H133V86H132ZM131 88V90H132V92H133V90L134 89H132ZM137 88V87H136ZM141 88V87H140ZM156 88V87H155ZM209 88V87H208ZM231 88V87H230ZM244 88H247V87H244ZM252 88V87H251ZM255 88V87H254ZM258 88V87H257ZM3 89H4V87H3ZM110 89H106L107 90V94L108 93H111L112 94V91L110 90ZM145 89H146V87H145ZM146 89V92L145 93H147L148 94V92L147 91H149V90H147ZM153 89H154V87H153ZM152 89V91H154ZM195 88H193V90H194ZM234 89V88H233ZM243 89V88H242ZM263 89V88H262ZM7 90V89H6ZM5 89H4V91H6ZM97 90V89H96ZM102 90V89H101ZM121 90V89H120ZM158 90H160L161 91V88H159ZM170 90V89H169ZM208 90V89H207ZM247 90H248V88H247ZM260 90V89H259ZM3 91V90H2ZM3 91V92H4ZM58 91H60V93L58 94V95H54V93H56V92H58ZM123 91V90H122ZM135 91H136V89H135ZM162 91H163V89H162ZM222 92V90H219V92ZM245 91H246V89H245ZM1 92V91H0ZM18 92L19 93H21V95H22V97L20 96V97H17V95H18ZM95 92V91H94ZM117 92V91H116ZM115 92V93H116ZM131 92V93H132ZM138 92H139V90H138ZM195 92H196V90H195ZM202 92V91H201ZM218 92V91H217ZM264 91H262V93H263ZM5 93V92H4ZM4 93H3V96H5L4 95ZM81 93V92H80ZM88 93V92H87ZM118 93V92H117ZM121 93V92H120ZM135 94L137 93V92H134ZM144 93V92H143ZM151 93H153V92H151ZM155 93H157V92H155ZM229 93V92H228ZM250 93V92H249ZM261 93V92H260ZM5 94H7V93H5ZM83 94V93H82ZM106 94V95H107ZM139 94H140V92H139ZM238 94V93H237ZM9 95V94H8ZM81 95V94H80ZM132 95H133V93H132ZM137 95L138 94H136V95H134V96H136V98H137ZM151 95V94H150ZM165 95V94H164ZM199 95V94H198ZM197 95V96H198ZM206 95H207V93H206ZM0 96H1V94H0ZM2 96V97H3ZM50 96V95H49ZM70 97V98H73V97ZM89 96V95H88ZM109 96V94L106 96V97H108ZM140 96H141V94H140ZM151 96H153V95H151ZM150 96V97H151ZM200 96V95H199ZM209 96V95H208ZM224 96V95H223ZM227 96V95H226ZM30 97V101H28L26 98H29ZM100 97V96H99ZM103 97V96H102ZM126 97V96H125ZM142 97V96H141ZM141 97H140V100H141V103H142V101H143V103L144 102H147V105L149 106V104L150 103H148V97H149V95H148V97L145 95V96H143L142 97V99H141ZM147 98V100L148 101H146V98ZM154 98H156V96H153ZM158 97H160V95L158 96ZM165 97V96H164ZM167 97V96H166ZM213 97V96H212ZM216 97V96H215ZM244 97V96H243ZM259 97V96H258ZM75 98V97H74ZM74 98L72 99V100H74ZM83 98V97H82ZM109 98V97H108ZM112 98V97H111ZM152 98V97H151ZM161 98H162V96H161ZM168 98V97H167ZM204 98L205 97H203V96H201V97H199L198 98V101H202V100H204ZM208 98V97H207ZM206 98V99H207ZM219 98V97H218ZM261 98H264V97H261ZM6 99V98H5ZM79 99V98H78ZM103 99V98H102ZM119 99V98H118ZM153 99V98H152ZM210 99V98H209ZM213 99V98H212ZM17 100H20V103L19 102H17V103H19V104H17L16 102L14 103V101H17ZM57 100V99H56ZM72 100H70L71 102H72ZM110 100V99H109ZM113 100V99H112ZM115 100H116V96H115ZM122 100V99H121ZM121 100H120V102H121ZM130 100V99H129ZM151 100V99H150ZM155 100V99H154ZM154 100H151L152 102L154 101ZM163 100V99H162ZM238 100V99H237ZM241 100H242V98H241ZM81 101V100H80ZM85 101V100H84ZM155 101H158V99L157 100H155ZM219 101V100H218ZM226 101V100H225ZM24 102V103H23ZM69 102V101H68ZM79 102V101H78ZM87 102V101H86ZM123 102V101H122ZM150 102V101H149ZM151 102V103H152ZM206 102V101H205ZM210 102V101H209ZM224 102V101H223ZM222 102V105L224 104ZM256 102V101H255ZM70 103V102H69ZM74 103V102H73ZM92 103V102H91ZM90 103V104H91ZM94 103V102H93ZM92 103V104H93ZM102 103V102H101ZM104 103V102H103ZM118 103V102H117ZM125 103H127V102H125ZM130 103V102H129ZM132 103V102H131ZM228 103V102H227ZM230 103H231V100H230ZM259 103V102H258ZM15 104V105H14ZM17 104V105H16ZM75 104V103H74ZM77 104V103H76ZM123 104H124V102H123ZM154 104V103H153ZM153 104H150V105H153ZM221 104V103H220ZM229 104V103H228ZM262 104H264V103H262ZM78 105H81V104H77V106ZM96 105V104H95ZM131 105V104H130ZM135 105V104H134ZM144 105V104H143ZM146 105V104H145ZM210 105H212V103L210 104ZM221 105V106H222ZM70 106H71V103H70ZM73 106V105H72ZM75 106V105H74ZM83 106H85V105H83V103H82V107ZM132 106V105H131ZM195 106V105H194ZM219 106V105H218ZM227 106V105H226ZM91 108H90V110H92V105L90 106ZM101 107H103V106H100V108ZM107 107V106H106ZM105 106H104V109L106 108ZM133 107V106H132ZM136 107V106H135ZM140 107V106H139ZM149 107H151V106H149ZM153 107V106H152ZM192 107V106H191ZM81 108V107H80ZM99 108V107H98ZM97 108V109H98ZM119 108V107H118ZM128 108V107H127ZM45 109H47V110H45ZM68 109V108H67ZM96 109V108H95ZM112 109V108H111ZM132 109V108H131ZM130 109V111H132ZM144 109V108H143ZM142 108H141V110H143ZM151 109V108H150ZM226 109H227V107H226ZM88 110H89V106H88ZM125 110H126V108H125ZM145 111H147L146 109H144ZM152 110V109H151ZM176 110V109H175ZM180 110V109H179ZM185 110V109H184ZM216 110V109H215ZM80 111V110H79ZM84 111H86L85 109H84ZM106 111V110H105ZM116 111H117V109H116ZM121 111V110H120ZM128 111V115H130L131 113H130V111L129 110H127ZM135 110H133V112H134ZM145 111H143V113L145 114V116H151L150 115V113H149V111H147V112H145ZM182 111V110H181ZM180 111V112H181ZM203 111V110H202ZM76 112H77V110H76ZM94 112V113H95ZM109 112V111H108ZM132 112V113H133ZM174 112V111H173ZM172 112V113H173ZM176 112V111H175ZM79 113H82L83 114V112H79ZM85 113V112H84ZM90 113V112H89ZM92 113V112H91ZM93 113V114H94ZM117 113V112H116ZM146 113H148V115H146ZM152 113H154V112H152ZM179 113V112H178ZM177 113V114H178ZM187 113V112H186ZM75 114V113H74ZM86 114V113H85ZM119 114H121V113H119ZM126 114H127V112H126ZM134 114V113H133ZM171 114V113H170ZM191 114V113H190ZM189 114V115H190ZM87 115V114H86ZM92 115V114H91ZM122 115V114H121ZM120 115V116H121ZM124 115V114H123ZM121 116V118L123 117V118H125L124 116ZM134 115H136V116H133V117H137V115L139 116V114L136 112V114H134ZM167 115V114H166ZM165 115V116H166ZM193 115V114H192ZM199 115H201V114H198V115H196V116H199ZM67 116V115H66ZM81 117H82V115H80ZM80 116H79V118H80ZM83 116H85L84 114H83ZM90 115L88 114V117H89ZM111 116V115H110ZM109 116V117H110ZM191 116V115H190ZM209 116V115H208ZM212 116V115H211ZM216 116H218V114L216 115ZM25 117H29V119H28V121L25 119ZM31 117V118H30ZM72 118H73V116H71ZM116 117V116H115ZM118 118H120L119 117V115L117 116ZM132 117V116H131ZM151 117H154V116H151ZM181 117V116H180ZM185 117V116H184ZM187 117V116H186ZM201 117H202V115H201ZM213 117H215V115L213 116ZM23 118H24V120H25V122L26 123H23ZM75 118H76V116H75ZM79 118H76V119H79ZM111 118H113L112 116H111ZM110 118V119H111ZM122 118V119H123ZM130 117H128V119H129ZM150 118V117H149ZM154 118H156V117H154ZM153 118V119H154ZM190 118V117H189ZM208 118H210V117H208ZM32 119H34V118H32ZM32 119H31V121H32ZM34 119V120H35ZM70 119V118H69ZM68 119V120H69ZM75 119V120H76ZM81 119H83V118H80V120H79V122H77V120L75 121V122H77V124H80V126H82L81 124L82 123H84V121L83 120H81ZM90 119L92 120L93 118H91L90 117ZM101 119V120H100ZM114 119V118H113ZM112 119V120H113ZM132 119V118H131ZM134 120H135V118H133ZM150 119H152V118H150ZM149 119V120H150ZM181 119V118H180ZM192 120H193V118H191ZM202 119V118H201ZM33 120V121H34ZM35 120V121H36ZM73 119H71L70 121H72ZM88 120V119H87ZM112 120H111V122H112ZM121 120V119H120ZM165 120V119H164ZM170 120V119H169ZM196 120V119H195ZM229 120V119H228ZM36 121V122H37ZM74 121V120H73ZM82 121V122H81ZM109 121V120H108ZM126 121L127 120H124L123 122L126 124ZM131 122H133V120H130ZM184 121V120H183ZM81 122V123H80ZM93 122H91V123H93ZM113 122H115V121H113ZM199 122V121H198ZM213 122V121H212ZM220 122V121H219ZM31 123H33V122H31ZM71 123V122H70ZM69 123V124H70ZM86 123H88L89 124V121L88 122H86ZM86 123H84V124H86ZM90 123V124H91ZM107 123V122H106ZM109 123V122H108ZM120 123V122H119ZM123 123V124H124ZM130 123V122H129ZM163 123H165V121H163L162 122V124ZM15 124H20L18 127H16V125ZM23 124H25V126H23ZM35 124H37V123H35ZM35 124H34V126H35ZM37 124V125H38ZM75 124V123H74ZM115 124V123H114ZM124 124V125H125ZM131 124V123H130ZM129 124V125H130ZM196 124V123H195ZM122 125V124H121ZM123 125V126H124ZM181 125H183V124H181ZM197 125V124H196ZM199 125V124H198ZM41 126H43V125H40L39 127H41ZM62 126V125H61ZM118 126V125H117ZM116 125L114 126V128L115 127H117ZM123 126H121V127H123ZM180 126V125H179ZM178 126V127H179ZM185 126V125H184ZM188 126V125H187ZM209 126V125H208ZM231 126V125H230ZM256 126V125H255ZM15 127L16 128H18V129H15ZM21 127H20V129H21ZM30 127V126H29ZM38 127V126H37ZM68 127V126H67ZM67 127H64V128H66V130H72L71 128L72 127H75L73 124H72V126H71V124H70V126H69V128L70 129H67ZM96 127H98V130L96 129ZM119 127V126H118ZM177 127V128H178ZM192 127V126H191ZM205 127V126H204ZM233 127V126H232ZM252 127V126H251ZM3 128V130H5V128L4 127H2ZM35 129H36V127H34ZM59 128V127H58ZM99 128H101L100 130H102V129H104L105 128V130L104 131H100L99 132ZM120 128V127H119ZM156 128V127H155ZM253 128H255V127H253ZM23 129V128H22ZM39 129V128H38ZM75 129V130H74ZM73 130L74 131H76V128H74ZM97 131H96V130ZM107 129V130H106ZM124 129H126V128H121L120 129V132H122L121 130H124ZM129 129V128H128ZM128 129H126V130H128ZM144 129V128H143ZM151 129H152V127H151ZM170 129V128H169ZM8 130V129H7ZM10 129L8 130L9 132V134L10 133H12V131H11ZM37 130V129H36ZM93 130V131H92ZM126 130H124V132H126ZM154 130V129H153ZM177 130V129H176ZM202 130V129H201ZM204 130V129H203ZM1 132H2V130H0ZM11 131V132H10ZM13 131V132H14ZM74 131L72 132V133H74ZM77 131H78V129H77ZM91 131V132H90ZM96 131V132H95ZM111 131V130H110ZM118 131L119 130H117V134H119L118 133ZM145 131V130H144ZM1 132H0V134H1ZM34 132V134L32 135V133ZM47 132V133H46ZM109 132V131H108ZM108 132H106V133H108ZM129 132V131H128ZM146 132V131H145ZM167 132V131H166ZM172 132V131H171ZM183 132V131H182ZM181 132V133H182ZM257 132V131H256ZM3 133V132H2ZM52 133V132H51ZM77 133H79V132H77ZM90 133H93V135L95 134H97L96 136H95V138L94 137H92V138H89L88 137V135L90 134ZM104 133V134H103ZM175 133V132H174ZM173 133V134H174ZM252 133V132H251ZM24 134V135H25ZM36 134V135H35ZM61 136H59V135ZM68 134V135H67ZM76 134V132L74 133V135ZM98 134H101V135H98ZM116 134V135H117ZM125 134V133H124ZM124 134H122V136H124ZM126 134H128L127 132H126ZM140 134H142V132L140 133ZM152 134V133H151ZM183 134V133H182ZM249 134V133H248ZM19 136L20 135V137H17V136ZM47 135V136H46ZM71 135V136H70ZM76 135H78V134H76ZM113 135H115V133L113 134ZM120 135V134H119ZM211 135V134H210ZM213 135V134H212ZM211 135V136H212ZM258 135V134H257ZM4 136H5V134H4ZM109 135H107V137H108ZM112 136V135H111ZM141 136V135H140ZM144 136H145V134H144ZM146 136H147V134H146ZM169 136V135H168ZM171 136V135H170ZM181 136V135H180ZM7 137V136H6ZM17 137V138H16ZM79 139V141H78V139ZM118 137V136H117ZM121 137V136H120ZM120 137H118V139L120 138ZM137 137V136H136ZM213 137V136H212ZM16 138V139H15ZM76 138V140H77V142H76V140H75V142H71L73 139H75ZM142 138H144V137H142ZM146 138V137H145ZM231 138H232V136H231ZM234 138V137H233ZM250 138V137H249ZM4 139V138H3ZM7 140H9L10 139V137H8V138H6ZM35 139V140H36ZM165 139V138H164ZM210 139H214V138H210ZM236 139V138H235ZM244 139V138H243ZM258 139V138H257ZM112 139H110V141H111ZM113 140H115V138H113ZM150 140V139H149ZM168 140V139H167ZM228 140V139H227ZM233 140V139H232ZM253 140V139H252ZM256 140V139H255ZM25 141V142H24ZM69 141V142H68ZM74 141V140H73ZM109 141V139H107V142ZM117 140H115V142H116ZM136 141V140H135ZM143 141V140H142ZM229 141V140H228ZM235 141V140H234ZM250 141L251 140H249V143H250ZM61 142V143H60ZM93 142V143H92ZM103 142H106V141H103ZM106 142V143H107ZM112 143H113V141H111ZM137 142V141H136ZM204 142H207V141H204ZM1 143V142H0ZM9 143H10V140H9ZM59 143L61 144V145H59ZM105 143V144H106ZM111 143V144H112ZM159 143V142H158ZM246 143V142H245ZM254 143V142H253ZM2 144V143H1ZM11 144V143H10ZM23 144H21L22 146H25V145H23ZM94 144V145H93ZM130 144V143H129ZM141 144V143H140ZM244 144V143H243ZM4 145V144H3ZM108 145H110V144H108ZM133 145V144H132ZM132 145H131V147H132ZM160 145V144H159ZM238 145V144H237ZM236 145V146H237ZM246 145V144H245ZM12 146V144L10 145V147ZM104 146H107V145H104ZM103 146V149L105 148ZM28 147V148H27ZM100 147V146H99ZM108 147V146H107ZM106 147V148H107ZM134 147V146H133ZM240 147H241V145H240ZM254 147V146H253ZM2 148V150L4 151V149H3V147H1ZM98 148V147H97ZM97 148H96V150H97ZM105 148V150H107ZM109 148V147H108ZM247 148V147H246ZM255 148V147H254ZM23 149V150H24ZM60 149H61V151H62V149L64 150H66V152L65 151H62V153L60 152ZM89 149V148H88ZM101 149H102V147H101ZM102 149V150H103ZM162 149V148H161ZM12 150V149H11ZM10 150V151H11ZM41 150H47L46 151V153H42V155H40L39 156V154L42 152ZM59 150V151H58ZM70 150V152H68ZM93 150V149H92ZM95 150V149H94ZM101 150V151H102ZM163 150V149H162ZM165 150V149H164ZM247 150V149H246ZM252 150V149H251ZM13 151V150H12ZM16 151V150H15ZM32 151V152H31ZM39 151H40V153H39ZM72 152L73 154H75V152ZM82 151V150H81ZM81 151H79V152H77L79 155H81L80 154V152ZM90 151H91V149H90ZM100 151V152H101ZM135 151V150H134ZM137 151V150H136ZM154 151H156V150H154ZM158 151V150H157ZM1 152V151H0ZM18 152V151H17ZM44 152V151H43ZM89 151L88 150H86V153H88ZM117 152V151H116ZM258 152V151H257ZM10 153V152H9ZM38 153V154H37ZM57 153H59V154H57ZM81 153H85L84 151H82ZM85 153V154H86ZM92 154H91V159H94V158H96V157H94V153H96L95 151H94V153H93V151L91 152ZM130 153V152H129ZM154 153V152H153ZM152 153V154H153ZM161 153V152H160ZM159 153V154H160ZM204 153V152H203ZM246 153V152H245ZM254 153V152H253ZM3 153H1V155H2ZM8 154V153H7ZM6 154V155H7ZM78 154H75L76 156H78ZM84 154V155H85ZM119 154V153H118ZM132 154V153H131ZM154 154H156V152L154 153ZM238 154V153H237ZM242 154H243V151H242ZM247 154V153H246ZM0 155V159H3L2 161H4L5 162V159H4V157H2ZM83 155V154H82ZM81 155V156H82ZM93 155V156H92ZM96 155V154H95ZM37 156H39V157H37ZM60 156V155H59ZM72 156V155H71ZM74 156V155H73ZM89 156H90V153H89ZM257 156V155H256ZM6 157V156H5ZM70 156H68V158H69ZM75 157V156H74ZM80 157V156H79ZM85 157V156H84ZM92 157H94V158H92ZM130 157V155L128 156V158ZM164 157V156H163ZM241 157V156H240ZM258 157V156H257ZM7 158H8V156H7ZM6 158V159H7ZM65 158H66V156L64 155L63 157L61 156L60 157V159L61 160H64L65 161ZM88 158V157H87ZM131 158V157H130ZM242 158V157H241ZM82 159V158H81ZM84 159V158H83ZM91 159H89V160H91ZM154 159V158H153ZM238 159V158H237ZM243 159V158H242ZM251 159H252V157H251ZM250 159V160H251ZM259 159V158H258ZM66 160H68V159H66ZM88 160V159H87ZM87 160H85V161H87ZM89 160H88V162H89ZM145 160H147V159H145ZM144 160V161H145ZM7 161H8V159H7ZM73 161V160H72ZM80 161V160H79ZM84 161V160H83ZM132 161V160H131ZM148 161V160H147ZM152 161V160H151ZM151 161H149V162H151ZM253 161V160H252ZM1 162V161H0ZM3 162V163H4ZM62 162V161H61ZM74 162V161H73ZM77 162V161H76ZM80 162H82V160L80 161ZM91 162V161H90ZM125 162V161H124ZM143 162V161H142ZM53 163V164H52ZM68 163V162H67ZM66 163V164H67ZM72 163V162H71ZM78 163V162H77ZM83 163V162H82ZM81 163V164H82ZM86 163V162H85ZM130 163V162H129ZM136 163V162H135ZM146 163V162H145ZM145 163H143V164H145ZM159 163V162H158ZM166 163H168V161L166 162ZM247 163V162H246ZM255 163H257V161L255 162ZM261 163V162H260ZM5 164H6V162H5ZM57 164V163H56ZM59 164V163H58ZM64 164V163H63ZM63 164L61 165V164H59L60 166H58V167H61V166H63ZM73 165L75 164V162L74 163H72ZM72 164H70V165H72ZM81 164H79V165H81ZM88 164V163H87ZM90 164V163H89ZM146 164H148V163H146ZM248 164V163H247ZM251 164H252V162H251ZM253 164H254V162H253ZM1 165H2V163H1ZM78 165V164H77ZM82 165H84V167L86 166V164H82ZM129 165V164H128ZM263 165V164H262ZM8 166V165H7ZM14 166V167H15ZM67 166V168H65ZM68 166L69 165H65L63 168H65V169H63V170H65V173H67L66 172V170L68 171ZM88 166V165H87ZM157 166H158V164H157ZM171 166V165H170ZM231 166H233V165H231ZM237 166V165H236ZM248 166V165H247ZM264 166V165H263ZM262 166V167H263ZM1 167V166H0ZM54 167V166H53ZM53 167H51V168H53ZM79 167V166H78ZM135 167H136V165H135ZM148 167V166H147ZM151 167V166H150ZM242 167V166H241ZM240 167V168H241ZM19 168V169H20ZM55 168H56V165H55ZM54 168V169H55ZM69 168H72V166L70 167L69 166ZM77 168V167H76ZM80 168V167H79ZM78 168V169H79ZM86 168V167H85ZM88 168V167H87ZM87 168H86V170H87ZM126 168V167H125ZM130 168V167H129ZM129 168H128V170H129ZM152 168V167H151ZM159 168L161 169V167H160V165H159ZM167 168V167H166ZM238 168V167H237ZM236 168V169H237ZM256 168V167H255ZM1 169V168H0ZM4 169V168H3ZM44 169V170H45ZM59 169V168H58ZM73 169V168H72ZM149 169V168H148ZM171 169V168H170ZM192 169V168H191ZM239 169V168H238ZM63 170H61L62 172H63ZM75 170V169H74ZM85 170V169H84ZM142 170V169H141ZM162 170V173H163V169H161ZM190 170V169H189ZM194 170V169H193ZM46 171V170H45ZM52 171V170H51ZM54 171H56V169L55 170H53L52 172L53 173H55ZM58 171H60V169L58 170ZM130 171V170H129ZM128 171V172H129ZM155 171V170H154ZM156 171H157V169H156ZM165 171V170H164ZM191 171V170H190ZM248 171V170H247ZM47 172L48 171H46V174H47ZM51 172V173H52ZM62 172H60V174L62 173ZM74 172V171H73ZM81 172H82V170H81ZM81 172H80V170H79V173L81 174ZM84 172H86V171H84ZM152 172V171H151ZM187 172H189V171H187ZM196 172V171H195ZM50 171H49V176H50ZM65 173H63V174H65ZM72 173V172H71ZM114 173V172H113ZM113 173H110V175H112ZM124 173V172H123ZM134 173V172H133ZM146 173V172H145ZM149 174H150V172H148ZM153 173V172H152ZM191 173V172H190ZM252 173H253V171H252ZM38 174V173H37ZM58 174V173H57ZM68 174H70V172L69 173H67V175ZM75 174V173H74ZM116 174V173H115ZM120 175H121V173H119ZM158 174V173H157ZM189 174V173H188ZM193 174H194V172H193ZM230 174H231V172H230ZM235 174V173H234ZM255 174V173H254ZM257 174V173H256ZM258 174H259V172H258ZM48 175V174H47ZM52 175V174H51ZM130 175H132V173L130 174ZM142 175H143V173H142ZM37 176V175H36ZM35 176V177H36ZM40 176H42V175H40ZM46 175H44V177H45ZM54 176V175H53ZM66 176V175H65ZM71 176H74V177H76V174L75 175H71ZM86 176V175H85ZM94 176V175H93ZM137 176V175H136ZM139 176V175H138ZM144 176V175H143ZM142 176V177H143ZM147 176V175H146ZM232 176V175H231ZM230 176V177H231ZM247 176V175H246ZM15 177V176H14ZM35 177L33 178V180L35 179ZM57 177H59V174H58V176ZM69 177V179H70V176H68ZM145 177V176H144ZM165 177V179H166V176H164ZM0 178H1V176H0ZM9 178H11V177H9ZM38 179H39V175H38V177H37ZM48 178V180H49V177H47ZM55 178H56V176H55ZM59 178H61V176L59 177ZM58 178V179H59ZM64 178V177H63ZM62 178V179H63ZM65 178H67V177H65ZM64 178V179H65ZM106 178V177H105ZM104 178V179H105ZM111 178V177H110ZM129 178V177H128ZM132 178V177H131ZM150 178V177H149ZM220 178V177H219ZM225 178V177H224ZM42 179V178H41ZM52 179V178H51ZM71 179L73 180V178L71 177ZM76 179V178H75ZM101 179H103V177L101 178ZM107 179V178H106ZM113 180H114V178H112ZM137 179V178H136ZM142 179V178H141ZM152 179V178H151ZM232 179V178H231ZM47 179L45 178V181H46ZM53 180H55V179H53ZM60 181H61V179H59ZM66 180V179H65ZM78 180V179H77ZM123 180H126V179H123ZM131 180V179H130ZM221 180V179H220ZM229 180V179H228ZM247 180V179H246ZM93 181H94V179H93ZM97 181H99V180H97ZM97 181H96V183H97ZM135 181H137V180H135ZM139 181V180H138ZM142 181V180H141ZM197 181V180H196ZM33 182V181H32ZM37 182V183H36ZM42 182H43V184H46L47 182H45L44 183V180H42ZM66 182V181H65ZM120 182V181H119ZM129 182V181H128ZM157 182V181H156ZM221 182V181H220ZM232 182V181H231ZM245 182V181H244ZM39 183H41V182H39ZM57 183V182H56ZM64 182H62V184H63ZM68 183L70 184V183H73L72 181L70 182V181H68ZM94 183V185L96 184L95 182H93ZM114 183V182H113ZM139 183V182H138ZM50 184H51V182H50ZM58 184V183H57ZM66 184H67V182H66ZM76 185V183H75V181H74V183H73V185ZM99 184L101 185V182L99 181ZM98 184V185H99ZM116 184V183H115ZM143 184V183H142ZM178 184V183H177ZM229 184H231V183H229ZM41 185V184H40ZM48 184H46V186H47ZM53 185H55V183L53 184ZM63 185H65V183L63 184ZM63 185H61L62 187H63ZM92 185V184H91ZM94 185H93V187L91 186V187H86L84 190H83V192L81 193V199L83 200V204L85 203L84 201L87 199V198H90L91 196L92 197H95V196H99L101 193H104V191H105V189L104 188H101V189H97V187H94ZM118 185V184H117ZM116 185V186H117ZM120 185V184H119ZM125 185V184H124ZM131 185V184H130ZM51 187H49L46 191L45 190H43L44 192H48V193H50L52 190H54V187L52 186V185H50ZM58 186H59V188H61L60 187V184H58ZM57 186V187H58ZM70 185H68V187H69ZM72 186V185H71ZM90 186V185H89ZM110 186V185H109ZM112 186V185H111ZM145 186H146V184H145ZM144 186V187H145ZM204 186V185H203ZM73 187V186H72ZM100 187V186H99ZM105 187H107V186H105ZM132 187V186H131ZM154 187V186H153ZM158 187V186H157ZM64 188H66V186L64 187ZM109 188V187H108ZM111 188V187H110ZM115 188V187H114ZM118 188H119V186H118ZM139 188V187H138ZM146 188V187H145ZM63 189V188H62ZM69 189V188H68ZM68 189H65V192L67 193V195L66 196H68ZM77 189V188H76ZM75 189V190H76ZM112 189V188H111ZM128 189V188H127ZM26 190V191H25ZM59 190V189H58ZM150 190V189H149ZM152 190V189H151ZM69 191H72V190H69ZM107 191V190H106ZM41 192V193H40ZM53 192H55V190L53 191ZM62 193L64 192V191H61ZM77 192V191H76ZM121 192V191H120ZM126 192V191H125ZM128 192V191H127ZM136 192V191H135ZM148 192V191H147ZM224 192V191H223ZM57 193V192H56ZM60 192H58V194H59ZM44 194V193H43ZM69 194H70V192H69ZM79 195H80V193H78ZM147 194V193H146ZM22 195L25 197H23L24 199L22 200V202H20V200L22 199ZM27 195V196H26ZM42 196V197H38V196ZM45 195H47V194H45ZM62 195V194H61ZM65 194H63V196H64ZM71 195V194H70ZM78 195V196H79ZM105 195V194H104ZM112 195V194H111ZM127 195V194H126ZM53 196V195H52ZM55 196V195H54ZM62 196V197H63ZM73 196V195H72ZM110 196V195H109ZM164 196V195H163ZM51 197V196H50ZM76 195L74 196V199H76ZM131 197V196H130ZM144 197V196H143ZM80 198V196L79 197H77V201H78V199ZM100 198V197H99ZM145 198V197H144ZM46 199V198H45ZM50 199V198H49ZM52 199V198H51ZM55 199V198H54ZM61 199V198H60ZM68 199L69 200H71V199H73L72 197H71V199H70V197H68ZM68 199H66V200H68ZM113 199V198H112ZM124 199V198H123ZM128 199V198H127ZM57 200L58 201H60L58 198H57ZM89 200V199H88ZM91 200V199H90ZM96 200V199H95ZM103 200V199H102ZM101 200V201H102ZM116 200V199H115ZM136 200V199H135ZM93 201V200H92ZM119 201V200H118ZM66 202V201H65ZM72 202V201H71ZM70 202V203H71ZM114 202V201H113ZM120 202V201H119ZM129 202H132V201H129ZM144 202H146L148 205H150L151 204V201L150 200H148V199H144V200H142L141 202H140V204L139 205H142V203H144ZM98 203V202H97ZM134 202H132V203H130L131 204V207H130V211H132V209L133 208H135V210L137 211V209H138V205H134L133 204ZM54 204V203H53ZM74 203H72V205H73ZM95 204V203H94ZM99 204H100V202H99ZM115 204V203H114ZM117 204V203H116ZM52 205V203H50V206ZM71 205V204H70ZM78 205V204H77ZM93 205V204H92ZM107 205V204H106ZM20 206V207H19ZM84 206V209H85V211H86V207L88 206L87 204H84L83 205ZM115 206V205H114ZM71 207V206H70ZM89 208H90V205L88 206ZM92 207V206H91ZM99 208H100V206H98ZM103 207V206H102ZM118 207V206H117ZM125 207V206H124ZM45 208V209H44ZM48 208V207H47ZM56 208V207H55ZM61 208H63V207H61ZM143 208V207H142ZM81 208H79V210H80ZM90 209H92V208H90ZM106 209H107V207H106ZM145 209V208H144ZM154 209V208H153ZM48 210H50V208L48 209ZM70 210H72V209H70ZM78 210V209H77ZM89 210V209H88ZM97 210V209H96ZM100 210H101V208H100ZM122 210H124V209H122ZM41 211V212H40ZM58 211V210H57ZM56 211V212H57ZM63 211V210H62ZM68 211V210H67ZM102 211H104V210H102ZM118 211V210H117ZM135 211V212H136ZM47 212V211H46ZM70 212V211H69ZM75 212V211H74ZM83 212V211H82ZM107 212H108V210H107ZM40 213H42L43 215L41 216V215H39ZM58 213V212H57ZM101 213V212H100ZM145 213V212H144ZM48 214V213H47ZM55 214V213H54ZM65 214V213H64ZM63 214V215H64ZM67 214H68V212H67ZM66 214V215H67ZM72 214V213H71ZM93 214V213H92ZM102 214V213H101ZM107 214H109V213H107ZM113 214V213H112ZM123 214H125L124 212H123ZM122 214V215H123ZM146 214L147 215H149L148 214V212H146ZM52 215V214H51ZM50 215V216H51ZM82 215H83V213H82ZM121 215V214H120ZM151 215H153V214H151ZM17 217L18 216V220H15V221H18V222H13V218L11 219V221L14 223V225H10L9 224V222H6V220H8V221H10L9 219L11 218V217ZM48 216V215H47ZM73 216L74 215H72V218H73ZM78 216V215H77ZM114 216V215H113ZM145 216V215H144ZM44 217V216H43ZM58 217V216H57ZM66 217V216H65ZM70 218H71V216H69ZM75 217H76V215H75ZM74 217V218H75ZM80 217V216H79ZM118 217V216H117ZM116 217V218H117ZM138 217H140L139 215H138ZM153 217V216H152ZM46 217H44L43 219L45 220V222L46 221H48L47 219H45ZM63 218V217H62ZM109 218V217H108ZM113 218V217H112ZM142 218V217H141ZM19 219H20V221H19ZM52 219V218H51ZM53 219H55V218H53ZM57 219V218H56ZM64 219V218H63ZM62 219V220H63ZM66 219H68V218H66ZM140 219V218H139ZM146 219V218H145ZM61 220V219H60ZM83 220H84V218H83ZM96 219H94V221H95ZM110 220H112V219H110ZM115 220V219H114ZM118 220V219H117ZM122 220V219H121ZM124 220V219H123ZM134 220V219H133ZM153 220V219H152ZM10 221V223H12ZM27 223H26V222ZM65 221V220H64ZM68 221H70V220H68ZM71 221H74V220H72L71 219ZM71 221H70V223H71ZM76 221H78L77 219H76ZM81 221V220H80ZM116 221V220H115ZM119 221H120V217H119ZM140 221V220H139ZM141 221H142V219H141ZM147 221V220H146ZM31 224H33V225H31ZM61 222V221H60ZM90 221H88V222H86L87 223V225H90L89 227H87V225H85L84 226V230H85V227H87V228H89L90 230H88V231H91V233L93 234V235H91V233L90 232H88V233H90V236L92 237H88V236H86V235H88V233L86 234L85 232H84V230H82L83 232H81V233H83L84 235V237L82 238V240H80L81 242H82V245H80L81 247H80V250L78 251V255L79 256H81V260H82V257L83 256H86L87 254H88V250H89V248L95 243V242H100L101 243V241H102V233H101V231L99 230V228L100 227H98V226H100V224H99V222H97V223H89ZM118 222V221H117ZM48 223V222H47ZM66 223V222H65ZM69 223V222H68ZM82 223V222H81ZM85 223V222H84ZM85 223V224H86ZM115 223V222H114ZM119 223V222H118ZM139 223V222H138ZM39 224H41L40 222H39ZM49 224L50 223H48V226H49ZM57 224V223H56ZM55 224V225H56ZM99 224V225H98ZM142 224V223H141ZM140 223H139V225H141ZM151 224V223H150ZM43 225V224H42ZM42 225H39L40 227L39 228H42ZM60 225V224H59ZM58 225V226H59ZM67 225V224H66ZM66 225H64V228H65V226ZM75 225V224H74ZM102 225V224H101ZM132 225V224H131ZM34 226H36L37 227V224L36 225H34ZM45 226V225H44ZM61 226H62V222H61ZM61 226H59V227H61ZM79 226H80V224H79ZM83 226V225H82ZM95 226V227H94ZM106 226V225H105ZM117 226H118V224H117ZM121 226V225H120ZM145 226H146V223H145ZM151 226V225H150ZM31 227V228H30ZM69 227V226H68ZM67 227V228H68ZM75 227V226H74ZM121 227H125L126 228V231L129 233V231H132V229L130 230V228L129 227H127V226H121ZM147 227V226H146ZM52 228V227H51ZM78 227H76V229H77ZM81 228V227H80ZM44 229V228H43ZM53 229V228H52ZM62 229V228H61ZM70 229H71V227H70ZM76 229H75V231H76ZM113 229V228H112ZM146 229H148V228H146ZM38 230H40V229H38ZM48 231H49V229H47ZM55 230H58V228L56 227V229ZM59 230H60V228H59ZM58 230V231H59ZM65 230V229H64ZM80 230V229H79ZM80 230V231H81ZM101 230H102V226H101ZM36 231V230H35ZM43 231V230H42ZM42 231H40L39 233H41ZM86 231V230H85ZM107 231V230H106ZM110 231V230H109ZM114 231V230H113ZM146 231V230H145ZM52 232V231H51ZM64 232V231H63ZM66 232V231H65ZM87 232V231H86ZM136 232V231H135ZM146 232H148V231H146ZM15 234V233H17V236L19 237V239L18 240H16L15 242H14V244L12 243L13 241H10V238H7V234H8V236L10 235H12V234ZM49 233V232H48ZM48 233H47V236H48ZM53 233V232H52ZM69 233H71V232H69ZM134 233V232H133ZM13 234V235H14ZM42 234L43 235H45L43 232H42ZM55 234H56V232H55ZM67 234V233H66ZM73 234V233H72ZM36 235H38V233L36 234ZM36 235H35V238H36ZM41 235V234H40ZM50 235H51V233H50ZM49 235V236H50ZM69 235V234H68ZM73 235H75V234H73ZM76 235H77V233H76ZM82 235V234H81ZM131 235V234H130ZM129 235V237H131ZM148 234H146V236H147ZM78 236H79V234H78ZM136 236V235H135ZM140 236V235H139ZM2 237V236H1ZM27 237V238H28ZM40 237L41 236H39V237H37V239H38V241H39V239H40ZM63 237H64V235H63ZM62 236L60 237L61 238V242H62V238H63ZM144 237V236H143ZM142 237V238H143ZM148 237V236H147ZM7 238V239H6ZM44 238V237H43ZM49 238V237H48ZM47 238V239H48ZM50 238H53V236L51 237L50 236ZM76 238H77V236H76ZM75 238V239H76ZM135 238V237H134ZM138 238H140V237H138ZM142 238H141V240H142ZM64 239V238H63ZM74 239V240H75ZM79 239H80V236H79ZM94 241H93V240ZM7 240V241H6ZM45 240H46V238H45ZM53 240V239H52ZM56 240V239H55ZM55 240H53L54 241V243H55ZM65 240V239H64ZM77 241H79L78 240V238L76 239ZM92 240V241H91ZM136 240V239H135ZM37 241V240H36ZM53 241H52V243H53ZM57 242H58V240H56ZM125 241V240H124ZM46 242V241H45ZM61 242L59 241V243L61 244ZM80 242V243H81ZM130 242V241H129ZM132 242V241H131ZM38 243V242H37ZM36 243V244H37ZM48 243H49V241H48ZM58 243V244H59ZM75 243V242H74ZM99 243V244H100ZM120 243H122L123 244V242L121 241ZM142 243V242H141ZM11 244H13L14 245V248L11 250L12 252H13V254H12V252L10 253V254H12L11 256H12V258L9 256V252H10V249L13 247H11ZM50 244V243H49ZM56 244V246L58 245L57 243H55ZM63 244V243H62ZM61 244V245H62ZM96 245H98L97 243H95ZM94 244V245H95ZM33 245H35V244H33ZM85 245H87V248H85L84 246ZM134 245V244H133ZM143 245V244H142ZM59 246V245H58ZM57 246V247H58ZM76 246V245H75ZM11 247V248H10ZM51 247V246H50ZM54 247V246H53ZM74 247V246H73ZM95 247V246H94ZM101 247H102V245H101ZM127 246H126V244H125V249H127L126 248ZM128 247H129V244H128ZM32 248H33V246H32ZM31 248V249H32ZM39 248H41L40 246H39ZM43 248H45V247H43ZM52 248V247H51ZM51 248H49V246H48V249L50 250ZM60 248H62V246H60ZM63 248H65V245H64V247ZM62 248V249H63ZM68 248V247H67ZM70 248V247H69ZM68 248V249H69ZM72 248V247H71ZM77 248V247H76ZM134 248V247H133ZM38 249V248H37ZM37 249H34V250H37ZM55 249V248H54ZM61 249V250H62ZM66 249V248H65ZM100 249V248H99ZM140 249V248H139ZM39 251H40V249H38ZM37 250V251H38ZM48 250V252H50ZM72 250V249H71ZM73 250H75V247L73 248ZM94 250H95V248H94ZM97 250V249H96ZM103 250V249H102ZM122 250H124V249H122ZM122 250H121V252H120V256H122L121 255V253H122ZM133 250L134 249H132V252H133ZM141 250V249H140ZM139 250V251H140ZM43 250H41V252H42ZM56 251V250H55ZM59 251V250H58ZM90 251V250H89ZM92 251V250H91ZM106 251V250H105ZM128 251V250H127ZM137 251V250H136ZM29 252H33L32 250L31 251H29ZM36 252V251H35ZM52 252V251H51ZM101 252H103V251H101ZM132 252H130V253H132ZM22 253V254H21ZM37 253V252H36ZM58 253V252H57ZM60 253V252H59ZM64 253V252H63ZM75 253V252H74ZM90 253V252H89ZM94 253V252H93ZM118 253V252H117ZM38 254V253H37ZM47 254V253H46ZM55 254V253H54ZM53 254V255H54ZM123 254V253H122ZM18 255V256H19ZM25 255V254H24ZM24 255H23V257H24ZM27 255H28V253H27ZM27 255L25 256V257H27ZM32 255V254H31ZM34 255V254H33ZM44 255V254H43ZM42 255V256H43ZM94 255V254H93ZM137 255V254H136ZM135 255V256H136ZM8 256H9V258H8ZM40 256V255H39ZM38 256V257H39ZM67 256V255H66ZM78 256V257H79ZM92 256V255H91ZM116 256V255H115ZM115 256H112V258L113 257H115ZM35 257H36V255H35ZM55 257V256H54ZM53 257V258H54ZM93 257V256H92ZM103 257V256H102ZM107 256L105 255V258H106ZM117 258H115L114 260H116V259H118V258H120L119 256H116ZM126 257V256H125ZM127 257H129V256H127ZM139 257V256H138ZM11 258V259H10ZM57 258V257H56ZM63 258H64V256H63ZM72 258H73V256H72ZM91 258V257H90ZM108 259H109V257H107ZM122 258V257H121ZM26 260H29V259H32V258H25ZM34 259V258H33ZM46 259V258H45ZM68 259H70V256H69V258ZM123 259V258H122ZM136 259V258H135ZM20 260V259H19ZM22 260V259H21ZM38 260V259H37ZM41 260V259H40ZM39 260V261H40ZM64 260V259H63ZM78 260V259H77ZM101 260V259H100ZM103 260V259H102ZM23 262H25V260H22ZM32 261V260H31ZM52 261V260H51ZM50 261V259H49V262H51ZM59 261V260H58ZM65 261H67V260H65ZM69 261V260H68ZM109 262H110V259L108 260ZM112 261H113V259H112ZM111 261V262H112ZM120 261V260H119ZM124 261V260H123ZM18 262V264H22L21 262L19 263V261H16L15 262V264ZM33 262H35V261H33ZM57 262V261H56ZM53 263V262H52ZM49 264V263H48ZM60 264V263H59ZM71 264V263H70ZM88 264V263H87ZM113 264V263H112ZM119 264H120V262H119Z\"/></svg>",
  "mask_w": 264,
  "mask_h": 264
},
{
  "label": "snow or ice",
  "instance_id": "3",
  "mask_svg": "<svg viewBox=\"0 0 264 264\" xmlns=\"http://www.w3.org/2000/svg\"><path fill=\"white\" fill-rule=\"evenodd\" d=\"M247 23V22H245ZM246 30V29H245ZM262 91H264V89H262ZM244 97L245 100H250L251 99V93L249 92H245L244 93ZM244 103V101H239L236 102L233 107L235 109H237L238 111H241L242 116L244 118H240L239 119V123L241 125H244L245 122H251L253 119V112L252 111H247L246 113L243 112V110L241 109V104ZM259 111V110H258ZM227 117H231L232 119H237V116L234 112H232L231 110L225 114ZM210 132L212 134H214L216 136V138L218 140H224L226 141L230 136H239L240 135V131L238 129L234 130L231 127L228 126V120L227 119H221L220 122H216L213 121L210 125ZM208 158H212L214 159V157H208ZM262 161H264V153H261L260 157H259ZM207 159V158H206ZM2 163V162H0ZM259 171H264V168L259 169ZM162 199V198H161ZM85 203H87V201H84ZM142 207H149V205L144 202L141 205ZM135 208L132 209V211L128 214L127 218L123 221L124 225H129L131 223V218L132 215L135 213ZM65 231L68 232H73V229H65ZM128 237V232L126 231L125 227H115L114 231H112L110 234L106 235L104 237V243H103V248L105 249H109L107 252L103 253L104 255L107 256H112L114 254V252H119L122 250L121 246H120V241L123 239H127ZM69 244L74 246V236L73 235H69L67 237ZM51 243V241L49 242ZM85 248H87V245L84 246ZM102 254V252L100 250H97L95 252V256L96 257H100ZM64 255H75L74 253H68L65 252ZM129 256L132 257L134 256L133 253H129Z\"/></svg>",
  "mask_w": 264,
  "mask_h": 264
}]
</instances>
